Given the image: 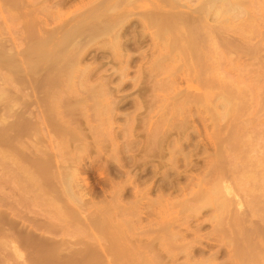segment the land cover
<instances>
[{
    "label": "rangeland",
    "instance_id": "obj_1",
    "mask_svg": "<svg viewBox=\"0 0 264 264\" xmlns=\"http://www.w3.org/2000/svg\"><path fill=\"white\" fill-rule=\"evenodd\" d=\"M30 1H32V0H30ZM42 1L43 0H33V2H32L33 4L31 5L32 7L30 5L27 8H26V6L24 8L16 7V8H14V12H8V13L4 12L2 15H0V28L2 25L9 26L10 29L16 33V34H14V37L18 38L19 36L17 34H20L24 31L30 32V28L31 27L33 28V26H34L33 24L37 25L36 22H41L40 21L41 18L45 19L46 17L48 18V16L51 17V14L53 12H55L54 6H56V8L59 7L56 10H59V9L61 10V8L64 6L63 9L61 10V12H63V13H61V14H64V13L67 14V16L64 15L67 18L72 17L71 15L74 14V12L76 11L77 8H79V6L81 7V5H82V8H85V7H83V5L86 6V8L89 7L88 5H86L89 3V0H68V1H66V0H62V1L61 0H49L48 4L45 3V1L48 2V0H44V2H42ZM63 1H66L65 2L66 4ZM91 1H93L95 4L96 0L95 1L91 0ZM91 1H90L89 5L93 4V3L91 4ZM153 1H156V0H140L138 2V5L141 7L142 11L145 9V7H146V9H150V7H152L151 9H153L155 6V3H152ZM59 2H62L63 6ZM200 2H201V0H193V5H194L193 8L197 7L200 4ZM246 2H248L247 13L251 16L252 19L256 18V17H253L252 15H255L253 13H255V11L258 10V9L257 10H254V9L259 6L258 3L261 4L260 7H262V9L259 7L258 8H259V10L261 9L260 12H262V13H259V10H258V12H256L257 13L256 20L258 21L257 22L258 26H255L256 22H254V24H253L254 28L257 27L255 29L257 30L258 35H257V33L251 34L249 37L246 38L247 42H249L251 40L249 43L246 42L244 44H242V43L240 44L239 43L240 39H238V38L237 39L239 40V42H237L238 41L237 39H236L237 41L236 40H235V42L233 41L237 35V33L235 34V31L233 32V30H230V34L228 32H226V33L223 32L222 37L229 34L230 36L233 35L232 38H234L233 40L231 39L232 41L229 42V43L233 42V44L232 43L228 44V40H230L228 38L229 35H227V37H226L227 40L224 38L227 42H223V41H225L223 38H222L223 41H221V43L228 44L227 46H229V45L232 46V48H230V46H229V49H228L231 52L230 53L231 57H230V54H228V56L232 60L222 59L223 57L226 58L225 52L226 51L229 52L227 50V48H223V46L221 47V49L216 47V50H217V48L219 50H222V52L217 50V53L215 52L216 50L214 51L209 45H208L209 47H206L207 46L206 44H203V46H201L200 50L199 51L197 50V52L192 51V53L191 52L190 53L187 52V54L185 53L184 55L188 56V59L190 56H192L191 65L195 66V68L190 66L192 69H195V71H192L191 68L189 67L190 68L189 71L190 72L192 71L191 74L187 70L188 67L184 65L185 59H187V57H183L182 55H180L183 58H185L184 61H182L183 60L182 57H179V55H178L177 59L178 60H180V58L182 59L178 63L177 62L178 60H176V57H175L176 55L172 56L173 55L172 51H170V53H169V50H167V49H165V50L161 49V48L157 49V47L155 49V47H152L154 44H152L153 39L151 38L150 33L154 30V28H153V30L150 27L143 28L142 26H140L139 22H138L139 24H137V19H139L138 21H140V18H142V17L138 18V15H136V14H135L136 16L134 15V13H136L138 11L142 12L141 10H134V12H131L132 15L129 13V15L127 17H125L124 19H120L117 22V24H119L118 26L116 24H115L116 26L114 25V27L109 26L107 28V30H109L110 33H107L108 32L107 30L103 31L104 30L103 28L102 29L98 28V26L100 25V23H99L100 20H98V22H95L97 20L93 21V22H95L93 24H96V23L98 24V26H96L97 28H94L91 24L90 25L91 29H89L90 28V26H89L86 30V32H88V33L86 34V32H85L86 35L84 34L81 37V39L79 38L80 42H81V40L84 43L86 42V44H83L81 42L82 43L81 45H83V46L78 47V49L83 47V49H80V50H82L81 52H83V53H81L82 55H79V61L83 66L80 65L81 67H79L80 68L79 71L75 70V72H73L74 73V75L72 77L73 80L71 79V81H74V83L71 84V82H70V85L72 88L71 87L68 88V85H67L68 90H66L65 89L66 83H64L65 86L62 85L64 87L59 86L62 89H60L59 87H55V90H53L54 91L53 95H52V93L48 94L49 91L46 92L47 98H49L48 97V95H49L50 98H52L53 100L56 98V100L58 101L59 98H57V97H59V93H57L58 91H56V90L59 89V90H61V91H59L62 93L61 95L63 96V94H64V96H63L64 99L62 98V101L65 100L64 102H62L60 104V106L58 107L59 109L58 108H54V110H52V108L50 109L53 111L52 112L53 114H51V113L49 114L50 118L48 117V120H47L48 126L50 127V125H52L53 128L52 127L51 128L54 131L52 129H50V130H52V133H54L56 136V137L55 136L53 137L54 134L52 135L50 132V134L52 136L50 138H53L54 140H56V142L57 141L59 142L60 139H57L59 132L63 133L62 130L68 131V128H69V129H71L72 133L68 134L70 132V130H69L68 133L66 131V135L62 134V135H65V137L67 139L65 146L67 145L68 149L70 147V149H69V151H70L73 147L72 144H74L75 146L73 148H75V149H72L73 151L71 150L70 151L71 153H70V152H67L68 149L63 147L64 148V149H62L63 151L60 152L61 151L60 148H62V147L57 146V147H59L58 150H60V151H58L54 147L56 144L55 141L52 139L53 143H51L50 138L45 137V139H47V141L44 139V142L47 143V146H48V143L51 145H54L53 149L55 151L53 149H50V150L54 151V153H56V155H57V152H60L63 155V156H59V155H61V154H59L58 155L60 157L59 158L54 153H52V155L49 154L52 152L49 149H46L45 147H43L45 149L44 150V149H41L42 145L40 147L38 146V148H40L39 150H43L46 152L48 151L47 153L46 152L45 153L48 156L50 155V156L54 157V160H55L57 165L60 166V165H62V163H66L63 165L65 167H67V165L70 164L69 167H71V166L75 167L76 166L77 169H74L73 167H71V168H73L74 171L75 170L77 171V172L75 171L76 173L81 172L80 175L79 174L76 175L75 173H72L70 171L71 168L68 169V167H67L68 170L66 171L65 170L66 168L64 169V167L62 165L60 167L63 168L64 170H61V168H60L59 172L62 175L64 174L66 176H62L61 174L60 175L58 174L59 176L57 178L56 173H55V176L52 175V178L55 180L56 179L63 180L64 177H67L68 179H66L67 180L66 182L70 181V183H66L64 181L67 184V186L70 187L69 184L72 183L71 188H73V192H71L72 189H70L69 187L66 186L68 188V189L66 188L67 194L70 193L68 195L69 198L67 197L66 192H63L64 190H61L62 195H63V198H65V200L69 204L71 202H73V203L75 202L74 203L75 205H72L73 206L72 209H74V210L77 209V211L80 210L81 212L80 211L75 212L74 210L69 208L71 206H69L68 208L66 207V208L72 210L75 213V216H77V217L79 216L81 221H82V224L84 223L85 225L83 224L84 225L83 226L82 224H77V222L75 220H73V219L77 218V217L74 218L75 216H73V219H71V215H74V213H70V211H67V209H65V214L70 213V215L68 214L69 216L67 215V217H65V215L63 214L64 216L62 217L58 213H56V214L53 213V210L52 211L50 210L52 207H49L48 210H50L52 212V215L49 211L50 215L48 214V217H50V219H46L48 210L46 211L45 208L48 206L44 207V205H43V207H44V210H43V207H39V206H42L41 204H44L43 200H42V203L39 204L40 200L37 201V199H36L38 204H36V201H35L34 205H32L31 207H33L32 208V210L34 212L33 217L34 216L38 217L37 219L34 217L35 218L34 221H37V222L41 221V224H38L39 227H41V230L38 229L39 228L38 226H36V227H38L37 228L38 230L36 229L37 234L35 233V236L37 237V243L38 244L40 242L42 243L44 240L45 241L43 243L49 242V240H50L51 241L50 243L53 242L54 245H56L55 242L58 243L60 241V238H61V240L63 238L62 241H64L63 243L65 244V246L68 242V244L71 248L72 245H70V243H69L70 241H72L71 244L73 242L75 243L77 241L79 243L81 241L83 242L85 240L84 239L81 240V239L85 235L93 233V236L97 238V244H99L97 246V248H99V246H100V248L98 250L99 251V254H98L99 257L97 256L98 251L96 252L97 259L98 258L100 259V263L103 260L104 264H131V263L132 264H139L142 261H143L142 262L143 264H146L147 263L146 260H149L148 261V264H149L150 262L152 263L153 260H155V259L158 262L156 264H159L161 261H162V263H160V264H171L172 262H173V264H198L197 261H199L200 264H205L206 261H204V260L210 259L209 258L210 255H208V254H211L214 252H216V253H214V254H216V256H214V254L213 255L211 254V255L216 258L215 259L213 257L215 264H220L221 262H222L221 264H244L246 262H247L246 264L251 263V262L249 263V261H248L249 259H246L247 261L244 260L246 262L242 263L243 262L242 259H245V258H243V256L244 257L246 256V258L249 256V255H245V254H249L250 252L248 253V251L251 250L250 247H249L250 249H248V245L249 244L251 245L253 241L258 240L257 233L259 235L261 233L262 235H260L259 239H261V240L263 239V236H264V213H257V215H255L254 211H253V206L249 205L250 201H251V197L245 194L243 186L239 187L237 184L235 185V179L238 176L239 171H235V172L233 171L234 168H232V162L230 164L231 165L230 167L232 168V170H231V168L228 169V166L226 164V167L225 166H224L225 168L223 167L224 169L221 168V170L222 169L223 170L220 171V173L221 172L224 173L223 177H222V179L224 178V184L228 185L230 187L231 191H234V192L236 191V194L241 198V200H239V202H241V204L243 205V207L241 209L246 212V215L241 216L242 217L240 220L241 224L239 225V227H237L235 230L233 229L234 231L231 229V232L233 231L232 233H234V234H232V233L226 234L227 231L226 232L223 231V233L225 232L226 236L227 235L231 236V237H229L230 239H232L231 241H234V239H235V242L234 243L232 242V244L236 243L238 246H240L238 248H242L243 245L246 246L248 251L245 247L244 248L246 249V252L242 248V250H243V255L241 256L242 258L240 256H238L239 253L234 252V254H233L230 252V250H232V251L234 250L233 247H231L234 245L231 244L229 239L226 238L224 234H222L223 238L222 237H219V238H222L221 239L222 241H224V239H228L227 242H229V243L227 245H226L225 241L221 244V246H222L225 243L224 244L225 247L222 246V248H221V246L219 245L220 242H222V241H220V239H219V242H218V239H215V241H211L214 238H213V236L211 237L209 235V233L212 235L214 230L212 232L210 230L214 229L213 226L216 225L215 224L216 216L221 213V209L217 207V204H213V202H210V200L208 201L207 199L202 200L203 198H201L200 203L201 202L202 203L204 202V203L200 204L201 207L199 210V208H197L199 203L198 204L196 203L197 206H195V208H196L195 209L193 204H191L190 199L187 201L188 197L193 194V192H192V194L190 192L191 188H192V191H193V189L196 190V188H197V192L199 191L198 192L199 195L203 193V196H201V195L198 196V193L195 191L199 198L200 197H206V192L209 193V189L210 190L212 189L211 187L213 186L214 183H216L215 181L218 179L219 176H220L219 179L221 178L222 173H221V175H219V172H217L215 170V167H213V169L209 170V167H210L209 165H212L215 160H217V161L220 160V159H218L220 156L224 157L223 155H221V149L223 148V146H226V147L228 146L227 145L228 144V142H227L228 138L227 137L231 136L229 133H231L232 131H233L232 134L233 133L238 134L237 137L241 133L244 135H243V137H241V138H243L242 139L243 142H242L241 146H240V144H238L237 145L238 148H236L238 150L237 152H239V153L235 152L236 150L233 149L232 152H229V153H232L231 155L245 154V155H250L251 158L257 154L259 156L261 155V157L264 156V0H247ZM58 3L60 5H58ZM255 4H257L258 6H255V8H254L253 5H255ZM51 6H53V7H51ZM147 6H150V7H147ZM180 7H179V9L166 7L165 10L171 11L170 13H175V12L180 11V10H182V12H184L185 10L186 11L188 10L186 7H184V8L182 6H180ZM82 8H81V10H82ZM252 8H254V9H252ZM44 9H45V11H44ZM46 9H49V11L52 9L51 11H53V12H51L49 14V12ZM77 11H79V10H77ZM77 11H76V13H78ZM44 12L48 13V16H46L45 18H44V16L46 15V13H44ZM108 13H110V12H108ZM110 14L113 15L112 12ZM110 14H107V15H110ZM137 14H140V13H137ZM247 15H246V17H245V15L242 16L241 19L239 18L240 20L236 19L235 21L231 20L230 22H232L234 24L233 25L231 23L233 26H236V24L238 26V22H239V24H240V22H243V24H244L246 21H248V19H250L249 15L248 16ZM52 16H54V15H52ZM73 17H74V15H73ZM208 17H209L208 18L209 21H211L210 19L213 18L214 15L210 13L208 15ZM47 18H46V20H47ZM52 18L56 20V18H58V17L54 16ZM53 19L49 21V18H48V20L46 21L48 23L50 22L49 27H52V28L55 26L54 24L57 23L56 21L60 22V20L58 19L56 21L54 20L56 22L55 23L53 21ZM252 19L249 21H252ZM70 20L71 19L68 20L69 23H72V20L71 21ZM221 20H222V18H221ZM219 21L217 20V22H219ZM253 21H252V23H253ZM120 22H122L123 25ZM134 22H135L136 26L133 25ZM212 22H213V23H211L212 25L214 24V22H215L214 25L218 24V23H216V20L215 21L212 20ZM48 23H46V26H48ZM56 26H57V24H56ZM2 27H4V29L1 28L2 31H4L5 26H2ZM23 27H24V29H21ZM32 28H31V31H33ZM112 28L114 30H112ZM233 28H235V27H233ZM254 28H252L253 31L255 30ZM37 30L35 29V31H33L34 35H37V34H35V32ZM90 30H91V32L89 34ZM93 31H95V32L98 31V32L95 33ZM100 31H102V32L100 33ZM142 31L146 32V33L144 34ZM103 32H106V33H104L105 35L102 34ZM30 33H32V32H30ZM138 33H141L142 35L140 36V34H138ZM29 35H31V34H29ZM90 35H94V36H92V38L90 39V37H89ZM97 35H99V36H97ZM117 35L119 37V41L121 40L123 44L120 43L121 41L120 42L118 41L117 37H115ZM123 35H124V37H123ZM113 36L116 38L117 44H115L113 42V40H114ZM256 36H257V38H256ZM31 37H32V35H31ZM136 37L137 38L141 37V38L137 39ZM142 37H143V39H142ZM133 39L136 40V41L134 40L136 42L135 43L136 45L139 44L138 46H136L134 44V41L131 42V40H133ZM222 39L219 38V40H222ZM254 39H256V40H254ZM90 40H92V41H90ZM124 40L126 42L128 40L129 41L126 43V42H124ZM244 40H245V38L243 40L241 39V42H243ZM256 42H257V49L255 46ZM112 43H114L115 46L112 45ZM150 43L152 44V46ZM120 44H122V45H120ZM116 45L119 46L120 48H118ZM123 45H124V47H123ZM253 45L256 49V50H254L255 54H254L253 49H252ZM115 47L118 48L120 53H121V51L125 53V54L123 53L125 60L123 59V56H120L122 54H119V58H121L119 66H120V64L124 65L125 62L127 64L126 65L127 67L124 65L126 68L123 66L124 67V68H122L123 71L118 66L119 61L117 62L116 60H114V59H117V57H118V56H116V54L118 52L116 51L117 49ZM204 49H206V50H204ZM231 49H233L235 51H233V50L231 51ZM80 50H77V51H80ZM114 50L117 53L113 52ZM201 50L206 51L205 54L203 55V57H205V55H207L206 56L207 59L205 58L207 60L206 61V63H207L206 68L209 70L208 71L205 68L207 72L204 69L205 60L203 61L204 63L202 65L203 69L200 67L202 64V60H203L201 53L204 52L203 51L200 53ZM238 50H242V51H239L240 53L241 52L242 53L240 54L238 52ZM159 51H162V52H159ZM163 52H166V55H162L161 53H163ZM207 52H209V54ZM213 52H214V54H213ZM79 53L77 52V54H79ZM196 53H199L198 55H201L202 60H200L201 57H198V55H196ZM126 54L127 55L130 54V56L128 57ZM188 54H190V56ZM217 54H218V57H217ZM219 54L224 55V56L220 57ZM253 54L255 55L254 57H253ZM193 55H195L196 57L195 56L193 57ZM213 55H216V56L214 58H210V57H213ZM114 56H116V57H114ZM165 56H167L166 57L167 59L165 58ZM228 56H227V58H228ZM161 57H163V59ZM171 57H175V59L172 60L173 58H171ZM208 57L210 58L211 61H215L214 59L217 58L216 59L217 64H216V62H214L215 63L214 65L215 66L217 65L218 67H213L214 72H218L222 76H225V80L231 81L232 83H237L240 88H243L241 91L242 93L244 90L246 91V97L244 96L245 94L244 95L242 94L243 96L241 97L242 98L241 100H243V97L245 98V100L242 101V103L243 102L245 103V104L243 103L245 106L242 105L243 109H242V107H237L239 105L241 106V104H239V103H241V101L238 102V100L236 101L238 104V105L236 104L237 109L234 108L235 105L231 106V107H233L231 110L234 109V110L240 111V112H237V114L235 113L236 114V116L234 115L235 117L233 116L232 111H231L230 115L228 113V111L230 112V110H228L230 105L224 106L225 104L223 103L224 101H223L222 96L225 93L223 92L224 91L223 87H222V89L220 87V85L223 86V84L220 81L216 80L210 74L211 68L210 69L208 68L209 67L208 64H210V66H211V63H213V62H210ZM119 58H118V60H119ZM168 58H170L169 63H170V60L172 63L176 60L177 65H175L176 62L173 63L174 67L171 66L172 63H170V65H169V63L167 62ZM194 58L195 59L197 58L196 59L197 62ZM122 59H123L124 63L122 62ZM187 60H186V63H187ZM158 61L160 63H157ZM198 61H201V63ZM84 66L85 67L89 66V68L91 70L88 69V67H86L84 69L85 71H83V73H87V72L91 73V71H92V74H89V73L84 74V78H86V76H88L90 78L87 79L88 81H86V79L84 81H82L83 82V84H82L81 80H83L84 78L81 77L83 75V73L80 76V74H81L80 70H82L84 68ZM150 66L152 68H150ZM153 66H155V69H157L156 67L160 68L161 70L158 69L160 71V73L157 72ZM244 67H245V69H243ZM150 69L151 70L154 69L156 71V72H154V70L152 71V76L150 73L151 72ZM256 70L259 74L261 72V76H263V77L259 76V78H263V79H260L259 81H257V82L262 81L261 82L262 88L258 87L260 89L259 91L257 90L258 92H256L255 88H252L254 83L250 84L253 81H251V82L249 81L251 78H253V80H254V76L258 74L256 72ZM255 72H256V74H255ZM0 73H3V74H0V80H1L0 86L3 87L4 85L2 82V80H3L2 76L6 72H5V70L0 69ZM120 74L121 75L123 74L122 78H121ZM75 75H78V77H75ZM258 75H257V79H258ZM79 77H81L82 79ZM36 79H37V77H36ZM36 79L34 77V80H36ZM78 79H80V81ZM257 79H255V81ZM36 81H38V79ZM103 81L106 82L105 85L107 84V88H105V85L102 84ZM9 82H11V80ZM12 82H14V81L12 80ZM12 82H11V84H12ZM84 82H86V83H84ZM33 83H34V81L32 82V85H33ZM14 84L12 85L13 87H10V85H9V88H11L10 89L11 91L13 89H15ZM79 84H80V86H79ZM95 84L96 85L99 84L100 88H99V85H97L98 86L97 88L94 87ZM72 85H74V86H72ZM246 85L247 86L249 85L252 89L249 86L246 87ZM34 86H35V87H33L34 91L38 92L39 101H40V99L45 101V103H44L45 105H43V106L41 105V103L43 101L40 102V109H42V108L47 109V108H45V106L48 105V99L45 96L43 84L35 83ZM18 87H20V86H17L16 88L18 89ZM38 87H41V89ZM255 87H257V84ZM3 88H5V87H3ZM7 88L8 87H6L5 89H7ZM63 88H64L65 92L62 91ZM102 88H103V91L101 90ZM247 88H248V90H247ZM37 89L38 90L40 89L41 91L44 92V93L41 92V93H43L42 96L40 94V90L38 91ZM71 89H72V91H75V92L72 93V91H69ZM77 89H79V90H77ZM0 90L2 91L3 89H0ZM7 90L9 91V89H7ZM27 90H28V88H27ZM27 90L25 89L24 91H26L28 93L29 90L28 91ZM252 90H254V92H252ZM11 91H9V92L11 93ZM13 91L16 92V90H13ZM67 91H68L69 95H67L68 94V93H66ZM100 91L104 92V93H101ZM10 93H9V96H13L12 93L14 94V92H12L11 95H10ZM54 93H56V95ZM65 93L67 96L65 95ZM254 95H256V99L253 98V97H255ZM43 96H45V97H43ZM41 97H43V98H41ZM26 98L27 97H25L24 99H26ZM45 98L47 99V102H46ZM17 99H19V98L17 97ZM24 99H21V101H23ZM53 100H51V101H53ZM77 100L78 101L80 100L79 102H81V100H83V103L82 102L79 103ZM18 101L21 102L19 99L16 101L17 104L19 103ZM73 101L75 103L81 104L82 106L75 104V103H73V105L75 104L74 106H71L70 103L72 104ZM53 102H55V100ZM10 103H11L10 105L13 106V104H14L13 101H11ZM50 103H52V102H50ZM66 104H68L69 106H67V108L65 109L64 107ZM0 105H1V103H0ZM58 105L59 104H57V106ZM61 105L64 106L62 108V109H65L64 111L70 110V112L67 111V112L63 113V115L64 114L67 115L66 113H69L67 116H65L66 118H64V116H63V123H65V124H61V125H64V127H62V126L61 127L64 129L60 128V126H59L60 121H62V120H60L61 118L59 119L58 117H55L56 115L54 116L55 110H57L56 111L57 116H59L58 110H60V112L62 111V109H60V107H62ZM51 106H52V104H51ZM33 107L34 106H32V109H33ZM49 107L50 106H48V109H47L48 111H49ZM54 107H56V105ZM68 107H69V109H68ZM0 109H1V107H0ZM33 110L36 111V108H34ZM1 112H3V111H0V122H1L0 125L1 124L3 125L5 123H2V118H5V117L3 116L4 115L3 113H2L3 115L1 114ZM61 113H59L60 116L62 115ZM226 113H228V114H226ZM27 115H29V114L26 113L25 117H30V115L29 116H27ZM6 117H7V115H6ZM53 117L56 119L58 118L59 122L56 123V121H58V120L54 121L52 119ZM12 118H13L12 116H9L8 119L14 120ZM77 118L80 119L81 121L78 120ZM49 119H51V121ZM74 119H76L77 122L78 121L81 122L82 124L80 125V123H79L78 125H76L77 122H75ZM67 120L69 122H71V124L74 121L75 124L73 123L71 125ZM10 122H12V121H10ZM5 125H3L4 127L0 126V129H2V130H0V135L2 133H4V135L7 134L6 137L9 136L8 140H10V139L13 140L12 135L14 133V131H13L14 129L10 130V128H8V130H7V126H5ZM75 125L77 126V128H79L78 126L80 125V129L79 130L74 129V128H76ZM32 126H34V125H32ZM66 127H68V128H66ZM3 128H5L6 131H3ZM239 128H243L244 130L242 129V131L244 133ZM56 129L58 131H56ZM88 129H90V130H88ZM238 129L241 131V133H238L239 132ZM235 130H238V132L237 131L234 132ZM1 131H3V132L1 133ZM33 131H34V129L32 130V132ZM75 131L79 132V133H80V131L82 133H85L86 137L90 133V131H92V133L90 135H88L87 138L86 137L83 138V136H85V135L84 134L81 135V133H80V135L84 141V142L82 141V143H81L84 147L80 146L81 147V153L78 151L80 149L77 147V145H81V144H76V143L81 142V139L78 142L79 137L78 136L76 137ZM10 132L12 133V135ZM57 132H58V134H57ZM73 133L75 134L74 135L75 139L73 137ZM11 136H12V138H11ZM232 136H234V135H232ZM6 137L3 138V141H6V139H7ZM60 137H62V136L60 135ZM238 138L240 139V136ZM230 139H231V137H229L228 140H230ZM8 140L6 141L5 145H9V146L15 145L16 146L15 140H13L14 143L11 141H10L11 142L10 143V142H8ZM25 140H26V142L29 141L27 137L24 138V141ZM48 140H49V142H48ZM62 140H60V141H62ZM68 140H70L72 142L71 143L72 146L71 145L68 146V144H70V143H67V142H69ZM230 143H231V141H230ZM21 144L16 146L15 148L13 146V148L16 149L20 146L19 148L21 149L23 147V144L22 145ZM233 144H234V142H233ZM230 145H232V143ZM76 147L78 148V150L76 149ZM226 147H224L225 150H226ZM235 147L236 146H234V147L230 146V148H235ZM6 148H8V147H6ZM47 148H52V146L51 147L48 146ZM230 148H229V150H227V152L230 151ZM117 149H118L119 153L117 152ZM227 149H228V147H227ZM83 150L85 152H82ZM113 150H116L115 153H117V154L112 155ZM225 150L222 152L226 153ZM16 151H17V149H16ZM16 154H17V152H16ZM18 154H19V152H18ZM118 154H122V156L120 158H118L120 156ZM66 155L68 157H66ZM97 155H98V157H97ZM107 155L109 158L111 156L110 161L108 160ZM115 155L118 157H116ZM229 155H228V158L225 157L226 162L228 161L227 162L228 165H229V162H230L229 160H230V156H231V155L230 156ZM112 156L113 157L115 156L116 161L114 160V158ZM140 156L144 159L143 163L145 165H143V163H140L142 161V160H140L141 159ZM21 157L23 159L22 154H21ZM57 157H58V160H57ZM61 157L64 160L61 163H59L58 161L62 160ZM122 157L126 160L125 163H124V159ZM133 157H134V159H133ZM117 158L120 161L123 160L121 162L122 164L119 162V160H117ZM129 158L132 160H130ZM68 159H70V161H67ZM137 159L140 160V161L138 160L140 164L137 162ZM262 159L263 160H262L261 166H260V169H261L260 174L264 173V157H262ZM134 160H135V162H137L136 164H135ZM211 160H213V162ZM221 160L224 161L223 158ZM17 161H19V160H17ZM105 161H107V162H105ZM114 162H116L117 165ZM210 162H212V163L210 164ZM219 162L220 161H218V163ZM226 162L224 161V165ZM2 163H3V159L0 160V179H1V177H3V175L5 176V174H7L8 172H9V174H11V177L13 175H16V174H17L16 176L20 177V175L16 172V170H15L16 168L14 167L15 165L13 163H11L12 164L11 165L9 162L7 163L6 160L4 161V163H6L8 165L2 164ZM67 163H69V164H67ZM52 164L54 165L53 161H52ZM118 164L124 165L126 167L125 168L126 170L123 168L124 166H122L121 169H119L120 168L119 166H121V165H118ZM9 165H10V167H9ZM219 165H216V167L222 166V165H220V166ZM54 166H53V168H54ZM212 166H214V165H212ZM11 167H12V169H11ZM102 167H104V169ZM115 167H117L118 169ZM101 169L105 170L104 172H106V175L104 172L101 171ZM83 170H84V172H83ZM68 171H69V173H68ZM85 171H86V173H85ZM123 171H125V172L127 171V173L130 172V174H133L135 176V177H132L133 175L131 176L129 173L128 174L126 173L127 176L132 177V178L130 177L131 178L130 180H134L136 178L135 179L136 181L134 180L135 181L134 183H136L138 181L137 178L139 179V181L142 180L141 182L138 181L137 185L135 184L137 186V188L134 187L135 185H133V183H132L133 181L129 180L130 184L132 183V185H129V183L127 184V182H129V181H126V184H125L124 180L127 177L125 178L126 174ZM3 172H7V173L2 174ZM53 172H54V170H53ZM122 172H123V174H122ZM216 172L218 173L219 176L216 174ZM136 173L139 175V176L137 175L138 177L136 176ZM69 174H71L73 176V178H75L74 179L75 181L73 180L72 176L70 178ZM102 174H104V176H102ZM7 176L10 177V175H6L5 177H7ZM5 177L2 178V181ZM13 177H15V176H13ZM76 178H77V180H76ZM108 178H109L110 184H108V182H107ZM111 179L113 180L112 182H114V181L121 182V184L119 183L118 185H122L121 187L124 188L123 191H122V189H120L121 188L120 186H118V189H120V192L118 191V189H115V190L110 189L109 190L110 187L113 189L116 187V186L115 187L112 186L111 181H110ZM219 179H218V181H219ZM13 180L16 181V177ZM13 180H11V181H13ZM55 180H51V181L54 182ZM86 180H87V183H86ZM189 180L190 181L192 180V181L190 182ZM199 180H201V182L204 180L206 181V182L204 181L202 183L203 188H205L203 191L207 190L205 193L204 192L200 193L202 186H200L201 183ZM11 181L8 182L10 187L8 186L6 180H5V185L11 189L13 188V191H14L16 189L15 187L16 186L19 187V185L16 184L17 182L14 183L15 181H13L14 185L16 184V186H14V185L11 186L12 185L10 183ZM60 182L62 183V181H60ZM197 182L200 183L199 186L201 188L198 187ZM73 183H74L75 187H73ZM185 183H186V185H185ZM0 185H2V184H0ZM87 185H89V186L87 187ZM108 185H111V186L108 187ZM194 185L197 187H195ZM3 186H4V183H3ZM148 186H149V188L147 189ZM236 186L239 187V189ZM1 187H0V194L4 195V197H5L7 195L9 188L8 187L4 188L7 191L6 192L4 190L6 192L5 193L6 195H5V194H3L4 191H2L3 188L1 189ZM131 187L133 188V191H134V189H136V191L133 192ZM138 187H141V190ZM159 187L160 188L162 187L161 188L162 191L158 190ZM183 187H185L184 190L182 189ZM102 188L103 189L105 188V190L108 189L107 191H109V192H111V190H112V192H114V194H111L110 196L116 195V197L113 196L115 198V200L111 199L113 197H110L107 194L109 192L106 191V193H105V190H103ZM142 188L145 190L147 189L150 192L149 194L147 193L149 197H148V199H146L147 198V194H146L145 199L147 201L145 200L143 203V200H141V201H139V203L141 202V204H143V206L142 205L137 206L136 204H138V203L135 202V200H137V199H135L134 203H133V198L136 195L134 196V194H133V196H132V193L137 192L135 194H137V196H138L139 193L142 191ZM178 188H179V190H177ZM246 188H247V185H246ZM101 189L104 192H102ZM138 189L140 191H137ZM156 189L158 191V192L156 191V193L160 192L159 194H161L164 191L163 195H161V197L165 196L164 199L162 198L163 201H162L161 197H158L160 195H158V194L156 195V193H155ZM147 190H146V192H147ZM74 191L78 194V197L85 194L86 196L83 195L84 196L83 198L80 197V199L82 201H85V202H82V201L78 202L77 197H76L77 194H75ZM82 191H83V193H82V195H80L81 194L80 192H82ZM9 192H11L10 189H9ZM18 192L19 193L21 192L23 194L22 189H20ZM118 193L120 195L117 197ZM198 197H196V199ZM118 198L120 201L118 200ZM123 198H124V200H123ZM135 198H137V197H135ZM149 198L152 200V203H151V201H149ZM157 198H159L160 202L156 201ZM196 199H194V201ZM65 200L63 199V201H65ZM121 200L123 202L125 201L124 202L125 204L122 203ZM178 200H180V202L177 203ZM174 201H176V203ZM194 201H192V203H195ZM81 202L84 204V206H83V204H81ZM129 202H130V204H127ZM146 202L148 203V205L151 204L149 206V209L147 208L148 212H149V210L151 212V213L149 212L151 214L150 216L148 215L149 217L146 216V214H147V212L145 211L146 209L144 210V208L147 207ZM155 202H157V203H155ZM131 203H133V204L136 203L135 205L137 207ZM228 203L230 206L229 211H228V213H223L224 216L225 215L229 216L228 214L230 213V211L234 210L238 206L237 201H234V199L231 201H228ZM261 203H264V202H261ZM76 204H78L79 206H77ZM123 205H124V207H127V209L123 208L124 210L122 209L123 212H121L120 207H122ZM129 205H131V207ZM189 205H192L191 206V207H193L192 209H195V210L198 209V211L196 213H194L195 210H192V212L194 211L193 213L190 210H187V212H185L186 206H189ZM77 207H79V208H77ZM117 207L120 209H118ZM40 208H41V210H40ZM250 208L252 209V212L250 211ZM36 210H37V214H38V212H40V213L43 212V214L39 213V215H41V217L39 215L37 216L35 214ZM139 210L143 212L141 215H142L144 220L142 219L141 215H139L140 214ZM124 211H126V213H124ZM158 212L160 214H163L162 217L165 216V219L167 218L166 219L167 221H168V218L170 217V219H171L170 222L173 221L172 222L173 224L172 225L170 224L172 226L171 231H174L172 233H175L178 229L179 233H182V234L180 235L178 232H176V233H178L179 236H181L183 240L180 239L179 236L176 235V233L174 234V235H176V237L172 234L175 238H177L176 241H175L174 237L171 236L174 239V240L172 239L173 242L170 241L171 237H169V235H163L164 234V232H162L163 230L165 231V233L167 232V234H168L169 231L167 228H169V227L166 228L168 223L167 222L165 223L166 220L164 218H163L164 221L161 219L162 217H160ZM234 212H235V210H234ZM185 213H187L186 219L183 217V216H185ZM54 214H55V216H54ZM57 214L59 216H61L63 219L64 218H65V220L67 219L68 224L66 222H64L65 224H67V226H64L65 224L62 222L63 220H61V217H60V219L56 218V216H58ZM143 214H145V215H143ZM30 215H31V213L28 216H30ZM43 215H45L46 220L44 219V217H42ZM51 216L52 217L54 216V217L52 218ZM173 216H176V217L178 216L177 220H175L176 217L174 218ZM214 216H215V218H214ZM179 217H180V219H179ZM39 218H41V220ZM55 219H58L56 221L58 224H59L58 221H61L60 223L63 224V227L61 226V224H59L60 226L58 225V227H57V224L54 223ZM178 219H179V221H178ZM70 220H73V221H70ZM253 220H255V222H253ZM49 221H52L53 223L51 224V222L49 223ZM91 221L93 224L91 223ZM134 222L137 223L136 225L138 227V229H136L135 231H133V228L135 229V227H136V225L134 227ZM250 222H251V224H250ZM78 223H79V220H78ZM131 223H133L132 231L134 233H131V235L132 234L133 235L128 239V237L126 238L125 235H127L126 230L130 234L131 228H128V227L131 226L130 225ZM255 223H257V228L255 226L256 225ZM41 225H44V226H41ZM46 225L48 226V228H51L53 226L54 229H53V227L51 228V230L46 229L45 228ZM77 225H79V226H77ZM197 226L200 228V230ZM42 227H43V231L46 229L45 230L46 233L42 231ZM60 227H62V228L67 227L66 228L67 230L65 229L66 231H64ZM91 227H93V228H91ZM186 227L188 229L187 236L185 234L186 233L185 231L187 230ZM59 228H60L59 233H55L58 231L57 229H59ZM100 228L102 229V232L100 231ZM115 228H116V230L118 229L116 233H117V235L120 234V236L116 237V233L114 235L111 232V230H113ZM150 228H151V230H150ZM224 228H225V226H224ZM252 228L255 230H253ZM78 229H80V230H78ZM119 229L123 230V231L125 230V232L119 231ZM256 229H258V230L256 231ZM48 230H50L52 233L49 231L50 232V234H49ZM96 230H97V232H96ZM109 230H110L111 234H109L110 233V232H108ZM152 230L154 232H152ZM155 230H156V233H155ZM158 230H160L163 234L161 235V233ZM180 230H181V232H180ZM189 230L191 231V233H189ZM198 230H199V232H197ZM252 230L256 231V234ZM114 231L115 230H113V232ZM144 231H146V232L150 231L148 233L149 235L151 233H154V235L156 234V236H154L155 239L152 238L153 234H151L152 237H150L152 241L154 239V244H153V242L148 240L149 237L147 239V237H146L147 233L146 232H145L146 235H145V233H143L144 235H142V232H144ZM81 232H83L82 233V236L84 235L83 237H81ZM118 232H120V233H118ZM158 232L160 234L157 235ZM196 232L199 233V235H201L202 238H203V236H205L206 238L205 237L203 239L200 238L201 236H199ZM207 232H208V237L209 236L211 237V238L209 237L211 239V240L209 239V241L207 240V238H208L207 234H205ZM239 232H241L242 233L241 236H244V237L239 236L237 234ZM61 233H62V235H65V236L60 237ZM140 233L142 236H139ZM229 233H230V231H229ZM253 233L256 235L255 237H257V239H253V238H255ZM70 234L71 235L72 234H74V235L80 234L79 237L77 236L78 238H81L80 241L76 239L77 238L76 236H74V235L71 236ZM169 234H171V233H169ZM203 234H205V235H203ZM40 235H41V237H40ZM159 235L162 236L163 243H161L162 241H159L160 243L158 242V239L161 240L160 239L161 237L156 239L157 236L159 237ZM182 235H185V236H182ZM38 236L40 237L41 241L39 240ZM42 236L43 237L47 236V237H45V238H47V240L45 238H43ZM90 236L92 237V235H90ZM90 236L89 235L86 236L85 239H87ZM127 236H130V235H127ZM198 236H199V238H198ZM245 236H246L247 240H249V242L251 240H253V241L251 243H248V241L245 239L241 240V238H245ZM50 237L53 238L52 240H55V239H57V240L52 241ZM91 237H90V239H91ZM94 237H92V239ZM215 238H217V237H215ZM58 239H59V241H58ZM90 239L88 238V241H87L88 243H89ZM133 239L134 240L140 239L141 241L139 240L140 243L139 242L137 243V241L135 242ZM185 239L188 240L187 242H189L190 245H189V243H187L185 241ZM239 239H240V241H242L240 244H238L240 242ZM38 240L40 242H38ZM66 240H68V241H66ZM131 240H133L134 244L131 243L132 242ZM147 240L150 242L149 244L152 243L153 245H155V243H157L155 245V247L153 246L154 249H152L151 245H149V246H151L153 253H156V252L161 253V255H162L161 257H160V254L158 255L157 253L156 254L158 256H156V254H153V253L151 254V251L148 253H145L147 251V249L145 248ZM179 240H181L183 242L185 241V243L187 245L184 244V246H186L187 249H185L186 247H182V248L178 249V247H180L181 245L180 246L176 245L177 248H175V246H174L175 244H180ZM261 240H259V241H260V243L262 242L261 244H263L264 239L262 241ZM65 241H66V243H65ZM174 241H175V244L172 245V247H174V249H173L170 247L171 246L170 244L174 243ZM82 242L80 243L81 247L79 246L80 248L78 247L79 250L77 249V251H75V249H76L77 245H79V244H77L76 247H75V244L73 246L74 251L77 253L74 254L72 252L73 255L71 254L72 257H71L70 261H71V263L73 261L72 264H77L78 262H80V260L78 258H76L75 256L78 255V252L83 247L82 244L85 243V242H83V243ZM217 242H218V244H217ZM41 243H40V245H42ZM135 243H137V244H135ZM243 243H246V245ZM45 244L47 245V243H45ZM58 244H60L59 245V246H61L60 248H62V246L64 245V244L61 245L62 243H58ZM114 244H115L116 248L114 247ZM165 244H166V246H164ZM181 244H182V242H181ZM230 244H231V246H230ZM236 244H235V247H236ZM46 245H45L46 249L50 248V247L52 249V246L49 245L50 247H47ZM93 245H94V243H93ZM205 245L208 247H206ZM59 246H57V247H59ZM67 246H66V248H69ZM86 246H87V249L90 248L89 244L88 245L86 244ZM120 246H122V247H120ZM57 247H56V249H58ZM127 247H128V249H127ZM251 247H253V244ZM255 247L256 246H254V248ZM53 248H55V246ZM73 248H71V249L73 250ZM121 248L123 251L121 250ZM129 248H131L130 250L136 249V251H138V252L140 251L139 256L140 255L142 256L141 253L144 250L145 252H143V253L147 256H145V255H143V256H145L144 259L146 258V260L144 261L142 259L143 256L142 257L140 256L142 259L140 261V259L138 258L137 252L135 251L137 254L136 255L135 253H132L133 251L131 252L129 250ZM147 248H148V244H147ZM254 248H253V250H254ZM63 249H64V247L62 248V250ZM71 249L70 250L67 249V251L69 250V252H70ZM84 249H85V247H84ZM87 249L85 252H87V251L89 252L92 248L89 250H87ZM172 249L174 250L176 255L173 253ZM198 249H200V250H198ZM236 249H235V251L238 250V252H240V250H241V249H237V250ZM115 250H117L118 252L120 251V253L126 251L125 256L122 255L124 253L121 254L122 256H120V255L115 256L117 254V252H115ZM128 250L130 251V253H132L131 254L132 257L129 254ZM148 250H150V249L148 248ZM186 250H188V251H186ZM253 250H251V252H253ZM64 251H65V249H64ZM185 251L187 253H184ZM199 251H201L202 254L206 257L208 255V258L204 257L205 258L204 259L203 255H201V252H199ZM203 251H204V253H203ZM69 252H68V254H69ZM83 252H84V250H83ZM169 252H170V254L172 252L175 256L173 254H171V256L173 255L172 257L169 256ZM188 252L189 253L192 252L193 254L191 253L192 255L190 256L188 254ZM101 253L103 254L102 258H100ZM114 253H116V254H114ZM66 254H67V252H66ZM68 254L66 256H68ZM235 254H237V255H235ZM62 255H64V252H62ZM240 255H241V253H240ZM59 256L58 255L56 256L57 261H59L60 258L62 261L66 257L64 255L65 257L62 256L58 259ZM73 256H74V258H73ZM155 256L159 257V258L152 259ZM231 257H233V258H231ZM199 258L200 259L203 258L204 263H202L203 261L199 260ZM75 259H77L79 261L77 262V260H75ZM66 260H69V258L67 259V257H66L65 261ZM89 260L90 261L86 260L85 263L82 261V264H91V263L93 264L94 263L93 262L94 260L92 259V257ZM91 260H92V262H91ZM74 261H76V262H74ZM156 261H154L153 263L155 264ZM98 262H97V264H98ZM103 262L101 264H103ZM46 263L47 262H45V264ZM49 263L50 262H48L47 264H49ZM53 263L55 264V262H53ZM64 263H66V262H64ZM68 263H70V262H68ZM57 264H59V262H57ZM206 264H207V262H206ZM259 264H263V261L262 262L259 261Z\"/></svg>",
    "mask_w": 264,
    "mask_h": 264
},
{
    "label": "bare ground",
    "instance_id": "obj_2",
    "mask_svg": "<svg viewBox=\"0 0 264 264\" xmlns=\"http://www.w3.org/2000/svg\"><path fill=\"white\" fill-rule=\"evenodd\" d=\"M30 1V0H29ZM28 0H0V15H2L4 12H14V8H16V7H22V8H24L25 6H26V8L27 7H29V5L31 6L33 3V0L32 1H30L29 2ZM62 1V0H61ZM66 1H68V0H66ZM66 1H63L64 3L66 2ZM90 1L91 0H89V3H90ZM95 1V0H94ZM140 0H96L95 1V4H94V2L93 1H91V4L92 5H89V3L88 4H86V5H88L87 7L88 8H86V6H84L83 5V7H85V8H82V5H81V7L79 6V8H77L76 9V11L77 10H79V11H77L78 13H76V11L74 12V17H73V15H71L72 17H68L69 19H71L72 20V23H69V19L67 18V17H65V16H67V14H61V13H63V12H61V10L63 9V3L62 2H59L63 7L61 8V10L59 9V10H56V9H58L59 7H57L56 8V6H54V11L55 12H53V11H49V9H46L48 12H49V14L51 13V12H53L52 14H51V17H49L48 16V13H46V12H44V13H46V15L44 16V18L46 17V16H48V18H49V21L50 20H52L53 18L52 17H58V18H56V20H60V22L59 21H56L55 19H53V21L57 24V26H56V24H54L55 26V28L53 27H49V24H50V22L48 23V22H46L47 20H48V18H47V20H46V18L45 19H40V21L41 22H36V24L37 25H35V24H33L34 26H33V28H32V30L33 31H35V29L38 31H36L35 32V34H37V35H34V32L33 31H31V28H30V32H32V33H30L29 31L28 32H22V33H20V34H17L19 37L17 38V37H14V34H16L15 32H13L11 29H10V27L9 26H6V25H2V26H5V30L4 31H2V29L1 28H3L4 29V27H2L1 26V28H0V69H3V70H5V74L2 76L3 77V80H2V82H3V87H8L7 89H9V91H11L10 89L11 88H9V85H10V87H13L12 85L15 83L17 86H20V87H18V89L16 88L17 86L14 84V86H15V89H13V90H16V92L15 91H11V93L12 92H14V94L12 93V95L13 96H9V91L7 90V89H5V88H3L2 86H0V89H3L2 91L0 90V103H1V105H0V107H1V109H0V111H3V112H1V114L5 117V118H2V123H5V124H3V125H5V126H7V130H8V128H10V130H13L14 131V133H13V135H12V133H11V135L13 136V140H15L16 141V146H18V145H20L21 143L23 144V147L20 149L19 147L18 148H16L17 149V151H16V149H14L16 146L15 145H13L14 146V148H13V146H9V145H5L6 144V141L8 140V138H9V136L8 137H6L7 136V134H5L4 135V133H2L3 131H6V129L5 128H3V131H1V135H0V160H2L3 159V163L2 164H5V165H8V164H6V163H4V161L6 160V162L8 163H13L14 165V167L16 168L15 170H16V172L20 175V177H18V176H16V175H13V176H15L16 177V181L15 180H13L15 177H11V174H9V172L7 173V172H3L2 174H5V173H7V174H5V176L6 175H10V177L9 176H7V177H5L4 175H3V177H5L4 179H3V181H2V178L3 177H1V183L0 184H2V185H0V187H1V189L3 188V190L2 191H4L5 189L4 188H6V187H8L9 186V181H11V180H13V181H15L14 183H16L17 185H19V187H17L16 186V184L14 185V183H13V181H11L10 183L12 184L11 186H16L15 188V190L13 191V188L11 189V188H9L10 189V191L11 192H9V189H8V192H7V195L5 194L6 192L4 191V193L3 194H5L6 196L4 197V195H1L0 194V264H45V262H50L51 264H54L53 262H55V264H57V262H59V264H70L71 263V261H70V259H71V257H72V252L74 253V254H76L77 252H75V251H77V249L79 250V248L81 247V242L79 243L78 241V243L77 242H73L72 244H71V242L72 241H70L69 243H70V245H72V247L71 248H73V246H74V244H75V247H76V245L77 244H79V245H77V247H76V249H75V251H74V248H73V250L70 248V246H69V244H68V242H67V244H66V246L67 247H69V248H66V246H65V244L63 243L64 241H62L63 240V238H62V240H61V238H60V241H59V239H58V243H62L61 245H63L62 246V248L64 247V249H65V251H64V249L62 250V248H60L61 246H59L60 244H58V243H56L55 242V244L56 245H54V243L52 242V243H50L51 241L49 240V242H45V243H47V245L45 244V243H41L40 241V237H41V235H40V237H39V240H38V242H40L42 245H40V243L38 244L37 243V237L35 236V233L37 234V230L38 229H40L41 230V227H39V225L38 224H41V221H39V222H37V221H34L35 220V218L37 219L38 217H33V210H32V208L33 207H31L32 205H34V203H35V201H36V199H37V201H39L40 200V202H39V204L40 203H42V200H43V203L44 204H41L42 206H39V207H43V205H44V207L45 206H48V207H46L45 209H46V211L48 210V208L49 207H52L50 210L52 211L53 210V213H58L59 215H61L62 217L65 215V217H67V215L69 214L70 215V213H74L72 210H74V209H72V205H75L73 202H71L70 204L65 200V198H63V195H62V191L61 190H64L63 192H66V194H67V187H69V186H67V184L66 183H70V181H68V182H66L67 180L66 179H68L67 177H64V179L63 180H61V179H59L60 181H62V183L58 180V179H53L52 178V175H54L55 176V173H56V177L58 178V176L61 174L60 172H59V170H60V166H62L63 164H66V163H62V165H57L56 164V162H55V160H54V157H52V156H48L46 153L48 152H46V151H43V150H39L40 148H38V146L40 147L41 145V149H44L43 147H45L46 149H53V146L54 145H51V144H49L48 143V146L49 147H51L52 146V148H47L48 146H47V143L46 142H44V139H45V137H47V138H50V137H52L51 136V134L53 135L54 133H52V125H50V127L48 126V117L50 118V116H49V114L51 113V114H53L52 112V110H54V108H58L59 106H60V104L62 103V102H64L65 100H63L62 101V98L64 99V94H63V96L61 95L62 93L61 92H59V91H61V90H56V91H58L57 93H59V97H57V98H59V102L56 100V98L54 99L55 100V102H53L54 100L52 99V98H50V96L48 95V97L49 98H47V94H46V92L47 91H49L48 92V94H51L52 93V95H53V90H55V87H59V86H62V85H64V83H66L65 85H66V90H68V88L69 87H71V85H70V82H71V84H73L74 83V81H71V79H72V77H73V75H74V73L73 72H75V70H77V71H79V67H81L80 65H82L81 63H80V61H79V55H82L81 53H83V52H81L82 50H80V49H83V47L82 48H80V49H78V47H80V46H83V45H81L82 43L83 44H86V42L84 43V42H82V40H81V42H80V39H81V37L85 34V32H86V30H87V28L92 24V26L94 27V28H97L96 26H98V24L96 23V24H93V23H95V22H98V20H100V27L98 26V28H100V29H104L103 31H106L107 30V28L110 26H112V27H114V25L116 24L117 26L119 25V24H117V22L120 20V19H124L125 17H127L128 15H129V13L131 14V12H134V10H141V7L138 5V2H139ZM247 0H201V2H200V4L197 6V7H194L193 8V0H156V1H153L152 3H155V6H154V8L153 9H151L152 7H150V6H147V7H150V9H146V7H145V9L142 11V12H140V11H138V12H136V13H134V15L136 14V15H138V18H140V17H142V18H140V21H138L139 19H137V24H139L140 23V26H142L143 28H145V27H150V28H152V30H153V28H154V30L150 33V35H151V38L153 39V43L152 44H154L153 46H152V44H151V46L152 47H155V49H156V47H157V49H159V48H161V49H167V50H169V53H170V51H172L173 52V55L172 56H174V55H176L175 57H176V60H178L177 59V56L179 55V57H187V59H188V56H186V55H184L185 53L187 54V52H191L192 53V51H196L197 52V50L199 51L200 50V48H201V46H203V44H206L207 46L206 47H211L214 51L216 50V47H218L219 49H221V47L223 46V48H227V50L229 49V46H227L228 44H233V42H231V43H229L230 41H232L234 38H232L233 37V35H229L230 34V30H233V32L235 31V34L237 33V35H236V38L233 40L234 42H235V40L238 38V39H240V42H239V40L237 41V42H239L240 44L242 43V44H244V43H246L247 41V37H249L251 34H254V33H257V35H258V32H257V30L255 29V28H257V27H253V24H254V22H256V24H257V20H256V18H257V13L256 12H258V10H259V8H261L262 9V7H260L261 6V4H259L258 3V5L257 4H255V5H253V7L255 8V6H258L257 8H252V9H254V10H257V11H255V13H253V14H255V15H252L253 17H256L255 19L253 18H251V16L247 13V4H248V2H246ZM42 2H44V0L42 1ZM58 2V1H57ZM56 2V3H57ZM45 3H49V0H48V2H46L45 1ZM58 3V5H60ZM66 4V3H65ZM55 5V4H54ZM180 6H182L183 8L184 7H186L188 10L186 11H184V12H182V10H180V11H177V12H175V13H170L171 11H167V10H165L166 9V7H170V8H174V9H179V7ZM32 7V6H31ZM51 7H53V6H51ZM81 8H82V10H81ZM181 8V7H180ZM261 9L259 10V13H262V12H260L261 11ZM146 10V11H145ZM29 11V10H28ZM44 11H45V9H44ZM60 11V12H59ZM108 12H112L113 13V15H111L110 13H108ZM137 13H140V14H137ZM213 14L214 15V17L213 18H211L210 20L211 21H209V17H208V15L209 14ZM77 14V15H76ZM107 14H110V15H107ZM249 15V18L250 19H248V21H246L244 24H243V22H240V24H239V22H238V26H237V24H236V26H233L234 24L232 23V22H230L231 20H236V19H241V17L242 16H244L245 15V17H246V15ZM52 15H54V16H52ZM65 15V16H64ZM76 15V16H75ZM132 15V14H131ZM135 15V16H136ZM247 15V16H248ZM64 16V17H63ZM51 18V19H50ZM101 18V19H100ZM221 18H222V20H221ZM239 19V20H240ZM243 19V18H242ZM252 19V21H253V23H252V21H249V20H251ZM39 20V19H38ZM44 20V21H43ZM70 20V21H71ZM94 20H97V21H95V22H93ZM212 20L213 21H215L216 20V23H218V24H216V25H214L215 24V22H214V24L212 25L211 23H213L212 22ZM217 20L219 21V22H217ZM52 21V22H53ZM122 21V20H121ZM208 21V22H207ZM139 22V23H138ZM46 23H48V26H46ZM121 24H122V22H120ZM210 23V24H209ZM233 25H232V24ZM255 24V26H258V24L256 25ZM95 25V26H94ZM115 25V26H116ZM123 25V24H122ZM133 25H135V22H134V24ZM136 26V25H135ZM134 26V27H135ZM49 27V28H48ZM123 27V26H122ZM233 27H235V28H233ZM93 28V29H94ZM119 28V27H118ZM252 28H254L255 30L253 31V29ZM21 29H24V27L23 28H21ZM89 29H91V26H90V28ZM95 30V29H94ZM112 30H114L113 28H112ZM108 32L107 33H110L109 32V30H107ZM111 31V30H110ZM135 31V30H134ZM256 31V32H255ZM90 32H91V30L89 31V34H90ZM93 32H95V31H93ZM98 32V31H97ZM97 32H95V33H97ZM102 31H100V33H101ZM117 32V31H116ZM143 32V31H142ZM141 32V33H142ZM226 33V32H228L229 34H227V35H229V39L230 40H228V44H224V43H221V41H223V39L225 38L226 39V37H227V35H225L224 37H222L223 36V34L222 33ZM232 32V31H231ZM88 32H86V34H87ZM104 33H106V32H103L102 34H104ZM121 33V32H120ZM141 33H138V34H140V36L142 35ZM144 34L146 33V32H143ZM29 34H31L32 35V37H31V35H29ZM85 34V35H86ZM92 34V33H91ZM99 34V33H98ZM222 34V35H221ZM234 34V35H235ZM100 35V34H99ZM99 35H97V36H99ZM105 35V34H104ZM107 35V34H106ZM114 35V34H113ZM122 35V34H121ZM88 36V35H87ZM92 36H94V35H90L89 37H90V39L92 38ZM96 36V35H95ZM146 36V35H145ZM114 37V36H113ZM115 37H117V39H118V41H119V37H118V35L117 36H115ZM114 37V40H113V42L115 43V44H117L116 43V38ZM123 37H124V35H123ZM122 37V38H123ZM235 37V36H234ZM80 38V39H79ZM96 38V37H95ZM137 38V37H136ZM139 38H141V37H138L137 39H139ZM147 38V37H146ZM219 38H223L222 40H219ZM245 38V40L243 41V42H241V39L243 40ZM256 38H257V36H256ZM87 39V38H86ZM142 39H143V37H142ZM149 39V38H148ZM224 39V40H225ZM232 39V40H231ZM88 40V39H87ZM93 40V39H92ZM92 40H90V41H92ZM95 40V39H94ZM135 39H133V40H131V42H133ZM227 40V39H226ZM223 41V42H227V41ZM254 40H256V39H254ZM89 41V40H88ZM87 41V42H88ZM121 41V40H120ZM119 41V42H120ZM129 41V40H128ZM127 41V42H128ZM136 41V40H135ZM134 41V44L136 43ZM144 41V40H143ZM150 41V40H149ZM220 41V42H219ZM251 41V40H250ZM249 41V42H250ZM124 42H126L125 40H124ZM126 42V43H127ZM249 42H247V43H249ZM114 43H112V45H114ZM120 43H122V41L120 42ZM125 43V44H126ZM123 44V43H122ZM122 44H120V45H122ZM124 44V45H125ZM133 44V43H132ZM124 45H123V47H124ZM128 45V44H127ZM136 45V44H135ZM139 44H137L136 46H138ZM209 45V46H208ZM218 45V46H217ZM220 45V46H219ZM115 46V45H114ZM117 46V45H116ZM126 46V45H125ZM255 46H256V49H257V42L255 43ZM118 48H120L119 46H117ZM122 47V46H121ZM122 47V48H123ZM205 47V46H204ZM239 47V46H238ZM114 48V47H113ZM112 48V49H113ZM116 48V47H115ZM118 48H116L117 50V52H115V50L113 51V52H115V53H117L116 54V56H118L117 57V59H114V60H116L117 62H118V66H119V63H120V61H121V58H119V54H122V55H120V56H123V53L124 52H122L121 51V53H120V51L118 50ZM217 48V50H219ZM230 48H232V46H230ZM125 49V48H124ZM253 52H254V54H255V51L254 50H256L255 49V47H254V45H253ZM77 50H80V51H77ZM126 50V49H125ZM204 50H206V49H204ZM203 50V51H204ZM217 50L215 51L216 53H217ZM233 49H231V51H232ZM79 53V54H77V52ZM158 51V50H157ZM202 50L200 51V53L201 52H203ZM220 52H222V50H219ZM229 51V50H228ZM233 51H235V50H233ZM239 51H242V50H238V52ZM159 52H162V51H159ZM158 52V53H159ZM205 52L206 51H204L203 53H201V55H202V57H203V55L205 54ZM212 52V51H211ZM208 54H209V52H207ZM206 53V54H207ZM231 52L229 51V52H225V56H226V58L225 57H223L224 55H220V57L222 56L223 58L222 59H230V57H231V54H230ZM240 53V52H239ZM242 53V52H241ZM240 53V54H241ZM125 54V53H124ZM160 54V53H159ZM162 55H166V52H163V53H161ZM199 53H196V55H198ZM213 54H214V52H213ZM228 54H230V57L228 56ZM253 54V57L255 56ZM127 55V54H126ZM180 55H182V56H180ZM189 56H190V54H188ZM201 55H198V57H201ZM212 55V54H211ZM243 55V54H242ZM116 56H114V57H116ZM128 57L130 56V54L129 55H127ZM195 55H193V57H194ZM206 56L207 55H205V57H203V60H202V57L200 58V60H202V64H201V68H202V65H203V61L205 60V63H206ZM216 55H213V57H210V58H214ZM227 56H228V58H227ZM81 57V56H80ZM92 57V56H91ZM95 57V56H94ZM167 56H165V58H166ZM175 57H171V58H173L172 60H174L175 59ZM182 57V59L180 58V60H178L177 62L179 63V61H184V59L185 58H183ZM196 57V56H195ZM217 57H218V54H217ZM93 58V57H92ZM118 58H119V60H118ZM162 59H163V57H161ZM191 58H192V56H190L189 57V61L187 60V59H185V66H187L188 68H187V70L189 71V69L191 68V67H193V68H195V66L194 65H191V63H192V61H191ZM206 58V59H205ZM210 58L208 57V59L210 60ZM123 59L125 60V58H124V56H123ZM123 59H122V62L124 63V61H123ZM127 59V58H126ZM161 59V60H162ZM167 59V58H166ZM169 59L170 58H168V63H169ZM195 59V58H194ZM197 59V58H196ZM195 59V60H196ZM216 59L217 58H215L214 60L215 61H211L210 60V62H213V63H211V66H210V64H208V68L210 69L211 68V70H210V74L216 79V80H218V81H220L222 84H223V86L222 85H220V87H221V89H222V87H223V92L225 93V94H223V103L225 104L224 106H229V109L228 110H230V112L228 111V113H229V115L231 114V111H232V113H233V116L235 115L236 116V114H237V112H240V111H237V110H231L233 107H231V106H234L235 105V109H237L236 108V104H237V100H238V102L239 101H241V103H239V104H241V106L239 105V106H237V107H242V105L243 106H245L243 103H242V101H244L245 100V98L243 97V100H241L242 98V96L244 95L245 97H246V91L244 92L243 91V93L241 92L242 91V89L243 88H240L239 87V85L237 84V83H232L231 81H228V80H225V76H222L220 73H218V72H214V68L213 67H218L217 65L215 66L214 64V62H216ZM165 60V59H164ZM163 60V61H164ZM176 60L173 62V63H175L176 62ZM186 60H187V63H186ZM230 60H232V59H230ZM128 61V60H127ZM177 62L175 63V65H177ZM196 62H197V60H196ZM195 62V63H196ZM198 62H200L201 63V61H198ZM157 63H160L159 61L157 62ZM164 63V62H163ZM170 63H172L171 62V60H170ZM170 63H169V65H170ZM172 63V65L171 66H173L174 67V64ZM204 63V69L207 67V63L205 64ZM187 64V65H186ZM213 64V65H212ZM216 64H217V62H216ZM125 66L127 65L126 64V62H125V64H124ZM124 65H121L120 64V68L122 69V68H124L125 66ZM200 65V64H199ZM83 66V65H82ZM122 66V67H121ZM124 66V67H123ZM156 66V65H155ZM155 66H153L154 67V69H155ZM191 66V67H190ZM86 67H88V69H90L89 68V66H86ZM85 66H84V68L82 69V70H80L81 72V74H80V76L82 75V73H83V71H85L84 69L86 68ZM127 67V66H126ZM125 67V68H126ZM176 67V66H175ZM190 67V68H189ZM150 68H152L151 66H150ZM157 69H155L157 72H159L160 73V71L159 70H161L160 68H158V67H156ZM120 69V70H121ZM153 69V70H154ZM159 69V70H158ZM203 69V68H202ZM207 69V68H206ZM206 69H205V71H206ZM243 69H245V67L243 68ZM242 69V70H243ZM91 70V69H90ZM151 70V69H150ZM153 70H151V76H152V71ZM154 70V72H156ZM191 70L192 71H195V69H192L191 68ZM208 70V69H207ZM76 71V72H77ZM122 71H123V69H122ZM121 71V72H122ZM192 71L190 72V74L192 73ZM204 71V70H203ZM204 71V72H205ZM209 71V70H208ZM87 72V71H86ZM207 72V71H206ZM256 72H257V70H256ZM256 72H255V74H256ZM87 73H89V74H92V71H91V73L90 72H87ZM87 73H83V75L81 76V77H83L84 78V74H87ZM158 73V74H159ZM258 73V72H257ZM0 74H3V73H0ZM78 74V75H79ZM189 74V75H190ZM259 74V73H258ZM257 74V75H258ZM78 75H75V77H78ZM121 75V74H120ZM257 75H255L254 76V80H253V78H251L249 81L251 82V81H253V82H249L250 84H252V83H256L257 84V87H255L256 86V84L254 85L253 84V87L252 88H255V90H256V92H258L260 89V87H261V82H257V81H259L260 79H263V78H259V76H261V72H260V74L258 75V79H257ZM86 76V75H85ZM34 77H35V79H36V77H37V79H38V81H36V80H34ZM74 77V78H75ZM81 77H79V78H81ZM88 76H86V78H84L83 80H81V82L82 81H84L85 79H86V81H88L87 79H89L90 77H88ZM123 77V74L121 75V78ZM261 77H263V76H261ZM152 78V77H151ZM154 78V77H153ZM82 79V78H81ZM255 79H257L256 81H255ZM11 80V82H12V80L14 81V82H12V84H11V82H9ZM73 80V79H72ZM79 81H80V79H78ZM1 81V80H0ZM34 81V83H33V85H32V82ZM35 83H41V84H43V87H44V92H45V96H46V98L48 99V105H46L45 106V108H47L48 109V106H50L49 107V111L47 110V109H40V102H42L41 103V105L43 106V105H45L44 103H45V101L44 100H42V99H40V101H39V97H38V92H35L34 91V88L33 87H35L34 85H35ZM84 83H86V82H84ZM105 81H103V83L102 84H104L105 85ZM248 83V84H249ZM259 83V84H258ZM81 84V83H80ZM80 84H79V86H80ZM82 84H83V82H82ZM81 84V85H82ZM8 85V86H7ZM64 85V86H65ZM67 85H68V88H67ZM77 85V84H76ZM97 85H99V84H97ZM96 84H95V86L94 87H98ZM103 85V86H104ZM260 85V86H259ZM39 86V85H38ZM64 86H62V87H64ZM72 86H74V85H72ZM78 86V85H77ZM249 86V85H248ZM247 85H246V87H248ZM252 86V85H251ZM250 87V86H249ZM259 87V88H258ZM27 88H28V90H29V92L27 93L26 91H24L25 89L27 90ZM30 88V89H29ZM37 88V87H36ZM38 88H40L41 89V87H38ZM60 88V87H59ZM72 88V87H71ZM78 88V87H77ZM99 88H100V85H99ZM98 88V89H99ZM105 88H107V84L105 85ZM251 88V87H250ZM251 88V89H252ZM258 88V89H257ZM262 88V87H261ZM39 89V90H40ZM57 89V88H56ZM60 89H62V88H60ZM74 89V88H73ZM27 90V91H28ZM31 90V91H30ZM38 90V89H37ZM38 90V91H39ZM77 90H79V89H77ZM102 91H103V88L101 89ZM106 90V89H105ZM247 90H248V88H247ZM258 90V91H257ZM18 91V92H17ZM63 92H65V90H64V88H63V90H62ZM69 91H72V89L71 90H69ZM82 91V90H81ZM41 92H43V91H41L40 90V94H41V96L43 95V93H41ZM75 91H72V93H74ZM101 92V91H100ZM107 92V91H106ZM252 92H254V90H252ZM11 93H10V95H11ZM66 93H68V91L66 92ZM66 93H65V95H66ZM101 93H104V92H101ZM108 93V92H107ZM241 93V94H240ZM55 95H56V93H54ZM106 94V93H105ZM243 94V95H242ZM54 95V96H55ZM67 95H69V93L67 94ZM66 95V96H67ZM74 95V94H73ZM107 95V94H106ZM45 96H43V97H45ZM58 96V95H57ZM255 97H253L254 99H256V95H254ZM17 97L20 99V101H21V99H24L25 97H27L26 99H24L23 101H21V102H19L18 104H17V100H19V99H17ZM24 97V98H23ZM43 97H41V98H43ZM45 98V99H46ZM47 99H46V102H47ZM11 102V101H13V106L12 105H10L11 103L9 102V101ZM51 100H53V101H51ZM52 102V103H50V102ZM75 101V100H74ZM72 102V104L70 103V105L71 106H74L75 104H78V105H80V106H82L81 104H79V103H83V100H81V102H79L78 100V102L79 103H75V102ZM58 102V103H57ZM50 103V104H49ZM59 104L58 106H57V104ZM73 103H75L74 105H73ZM47 104V103H46ZM51 104H52V106H51ZM56 105V107H54L55 105ZM238 105V104H237ZM32 106H34L33 107V109L34 108H36V111L35 110H33L32 109ZM62 107H60V109H62L64 106L63 105H61ZM67 106H69L68 104H66L65 105V109L67 108ZM52 108V110H50ZM72 108V107H71ZM70 108V109H71ZM59 109V108H58ZM65 109H62V113L60 112V110H58L59 112H58V115L59 116H57V110H55L54 112V116L55 117H58L60 120H62V121H60V124H59V126H60V128H62V127H64V125H61V124H65V123H63V116H64V118H66L65 116H67L69 113H66L67 115H63V113L64 112H70V110H67V111H64ZM68 109H69V107H68ZM242 109H243V107H242ZM234 111V112H233ZM49 112V113H48ZM26 113L27 114H29L30 115V117H25V115H26ZM59 113H61L62 115V117L60 116V114ZM228 113H226V114H228ZM236 113V114H235ZM6 115H7V117H6ZM12 116L13 118L12 119H14V120H9L8 118H9V116ZM29 115H27V116H29ZM234 116V117H235ZM56 119V118H52L54 121H56V120H58V121H56V123L57 122H59V119ZM11 119V118H10ZM78 119V118H77ZM9 122H8V121ZM50 121H51V119H49ZM75 120V122H77L76 121V119H74ZM78 120H80V119H78ZM4 121V122H3ZM10 121H12V122H10ZM68 121V120H67ZM81 121V120H80ZM69 122V121H68ZM1 123V122H0ZM70 124H71V122H69ZM73 123H74V121H73ZM72 123V124H73ZM80 123V125L82 124L81 122H77L76 123V125H78ZM29 124V125H28ZM71 124V125H72ZM75 124V123H74ZM2 124L0 125V126H3ZM32 125H34V126H32ZM58 125V124H57ZM75 125V126H76ZM80 125L78 126L79 128H77V126H76V128H74V129H80ZM62 126V127H61ZM74 126V127H75ZM4 127V126H3ZM34 129V131L32 132V128ZM52 127V128H51ZM42 128V129H41ZM49 128V129H48ZM57 128V127H56ZM66 128H68V127H66ZM65 128V129H66ZM5 129V130H4ZM32 129V130H31ZM50 129H52V130H50ZM62 129H64V128H62ZM239 129H241V131H242V129L243 128H239ZM238 129V130H239ZM0 130H2V129H0ZM31 130V131H30ZM69 130H70V132H69ZM88 130H90V129H88ZM238 130H235L234 132H238ZM244 130V129H243ZM54 131V130H53ZM56 131H58L57 129H56ZM66 131L67 130H62V132L63 133H60L59 132V135H58V137H57V139H60V140H62V141H60L59 140V142L57 141L56 142V140H54L53 138H50V141H51V143H53V140L55 141V149H59V147H62V148H60L61 149V151L60 150H58V151H60V152H62L63 150L62 149H64L63 147H65L66 149H68V147H67V145L65 146V144H66V141H67V139H66V137H65V135H66ZM241 131L239 130V132L238 133H241ZM32 132V133H31ZM50 132H51V134H50ZM69 132V133H68ZM89 132V131H88ZM233 132V131H232ZM232 132L231 133H229L231 136H229V137H231V139L230 140H228L229 139V137H227L226 139H227V142H228V149H227V147L226 146H223V148L224 147H226V150H225V148L222 150L221 149V155H223L224 157H222V156H220L218 159H220V160H218V161H220L219 163H218V161L217 160H215L214 161V163L212 164V165H214V166H212V165H209L208 167H209V170L210 169H213V167H215V170L217 171V172H219V175H221V173H222V176H221V180L219 179V175H218V173L216 172V174L219 176H217L218 177V179H219V181H218V179L215 181L216 183H214L213 184V186L211 187L212 189L210 190L209 189V193H207L206 191L207 190H205V191H203L205 188H203V182L205 181H202L201 182V180H199L200 181V183L199 182H197L196 184L198 185V187L199 188H201L200 186H202V191L200 190V193L201 192H206V197H198V196H203V193L202 194H200L199 195V191L197 192V188H196V190H194L193 189V191H192V188H191V190H190V192H191V194H192V192H193V194L192 195H190L189 197H188V199H187V201L190 199V202H191V204H193V206H194V208H195V206H197V204H198V207L197 208H199V210H200V207H201V203H200V201H201V198H203L202 200H205V199H207L208 201L210 200V202H213V204H217V207L218 208H220L221 209V213L219 214V215H217L216 216V222H215V226H213V228L214 229H211L210 231L212 232L213 230H214V232L212 233V235L209 233V235L212 237L213 236V238L214 239H210L209 237H208V232L207 233H205V234H207V240L209 241V239L211 240V241H215V239H218V242H219V239H220V241H222L221 239L223 238L222 236V234H224L225 235V237L226 238H228L229 239V241L231 242V244H232V242L234 243L235 242V239H234V241H231L232 239H230L229 237H231V236H226V234H231L237 227H239V225L241 224V222H240V220H241V216H243V215H246V212L244 211V210H242L241 208L243 207V205L241 204V202H239V200H241V198L236 194V191L234 192V191H231V189H230V187L228 186V185H225L224 184V178L222 179V177H223V172H221L220 173V171H222L225 167H226V164H227V166H228V169L229 168H231L230 166V164H231V162H232V168H234L233 169V171L235 172V171H239V174H238V176L236 177V179H235V185L237 184L239 187L240 186H243L244 187V192H245V194L246 195H248V196H250L251 197V201H250V204L249 205H251V206H253V211H254V214L255 215H257V213H264V203H261V202H264V173L263 174H260V166H261V162H262V157H264V156H262L261 157V155L259 156L258 154L257 155H254V157H252L251 158V156L250 155H245V154H238V155H231L232 153H229V152H232L233 151V149L234 150H236L235 152H237L238 150L236 149V148H238V144H240V146H241V144H242V142H243V138H241V137H243V135L244 134H240L239 136H240V139L237 137V135L238 134H236V133H233L232 134ZM243 132V131H242ZM7 133V132H6ZM56 133V132H55ZM67 133L68 134H70V133H72L71 132V129H69L68 128V131H67ZM75 133H76V137L78 136L79 137V139H78V142L80 141V139H81V142H79V143H76V144H81L82 143V141H83V138L84 137H86V135H85V133H82L81 131H80V133H81V135H85V136H83V138L81 137V135H80V133L79 132H76L75 131ZM92 133V131H90V133L88 134V135H90ZM244 133V132H243ZM57 134H58V132H57ZM62 134H65V135H62ZM236 134V135H235ZM7 138L6 139V141H3V138H5L4 136ZM60 135L63 137H60ZM75 134L73 133V137H74V139H75V136H74ZM88 135H87V137H88ZM232 135H234V136H232ZM242 135V136H241ZM12 136H11V138H12ZM55 136V134L53 135V137ZM25 137H27L28 138V142H26V140L24 141V138ZM56 137V136H55ZM86 137V138H87ZM53 139V140H52ZM13 140H8V142H13ZM46 141H47V139H45ZM24 141V142H23ZM69 142H67V143H70V144H68V146H70L71 145V141L70 140H68ZM230 141H231V143H232V145H230L231 143H230ZM10 142V143H11ZM44 142V143H43ZM48 142H49V140H48ZM65 142V143H64ZM84 142V141H83ZM233 142H234V144H233ZM240 142V143H239ZM14 143V142H13ZM19 143V144H18ZM21 144V145H22ZM46 146H45V145ZM64 144V145H63ZM44 145V146H43ZM73 145V147L75 146L74 144H72ZM71 145V146H72ZM236 146L235 148H230V146H232V147H234V146ZM5 146V147H4ZM57 146H59V147H57ZM84 147L82 144L81 145H77V147L80 149V150H78V148L76 147V149L81 153V147ZM6 147H8V148H6ZM72 147V149H75V148H73ZM229 148H230V151H228L227 152V150H229ZM69 149H70V147H69ZM69 149H68V151L67 152H70L69 151ZM240 149V148H239ZM45 150V149H44ZM54 150V149H53ZM225 150V152L227 153H224V152H222V151H224ZM17 152V154H18V152H19V154L17 155L16 154V152ZM50 151H52V150H50ZM55 151V150H54ZM54 151H52L51 153H49V154H51L52 155V153H54ZM73 151V150H72ZM115 151L116 150H113V152H112V155L113 154H117V153H115ZM46 152V153H45ZM60 152H57V155H56V153H54L56 156H58L59 154H61ZM82 152H85L84 150L82 151ZM117 152L119 153V151H118V149H117ZM22 154V156H23V159H22V157H21V154ZM71 153V152H70ZM78 153V152H77ZM225 155H224V154ZM237 153H239V152H237ZM79 154V153H78ZM231 156H230V155ZM20 155V156H19ZM54 155V156H55ZM118 155H120L119 157L118 156H116V157H118V158H120L121 156H122V154H118ZM228 155L230 156V162H229V165H228V161L226 162V158L225 157H227L228 158ZM59 156H63L62 154L61 155H59ZM58 156V157H59ZM115 156L113 157L114 158V160L116 161V158H115ZM19 157V158H18ZM58 157H57V160H58ZM66 157H68L67 155H66ZM97 157H98V155H97ZM107 157H108V155H107ZM131 157V156H130ZM141 157V156H140ZM17 158V159H16ZM60 158V157H59ZM62 158V157H61ZM100 158V157H99ZM106 158V157H105ZM110 158H111V156H110ZM110 158L108 157V160L110 161ZM117 158V160H119ZM123 158V157H122ZM224 159V161L226 162L225 163V165H224V161L223 160H221V159ZM66 159V158H65ZM71 159V158H70ZM70 159H68L67 161H70ZM77 159V158H76ZM124 159V158H123ZM130 159V158H129ZM133 159H134V157H133ZM140 159V158H139ZM139 159H137V162L139 163V161L140 160H142L140 163H143L144 162V159L141 157V159L139 160ZM10 160V161H9ZM17 160H19V161H17ZM64 159L62 158V160H60V161H58L59 163H61L62 161H63ZM97 160V159H96ZM106 160V159H105ZM122 160V159H121ZM130 160H132V159H130ZM139 160V161H138ZM52 161L54 162V165L52 164ZM66 161V162H67ZM98 161V160H97ZM123 161V160H122ZM122 161H120L119 160V162L121 163ZM125 159H124V163H125ZM212 162H213V160H211ZM222 161V162H221ZM2 162V161H1ZM105 162H107V161H105ZM134 162H135V160H134ZM137 162H135V164L137 163ZM212 162H210V164L212 163ZM70 163V162H69ZM69 163H67V164H69ZM114 163H116V162H114ZM127 163V162H126ZM139 163V164H140ZM217 163V164H216ZM122 164V163H121ZM121 164H118V165H121ZM222 165V166H220V165ZM12 165V164H11ZM70 165V164H69ZM69 165H67V167H68V169L69 168H71V167H73L74 169H77L76 168V166L74 167V166H71V167H69ZM116 165H117V163H116ZM126 165V164H125ZM142 165V164H141ZM143 165H145L144 163H143ZM216 165H219L220 167H216ZM12 166V167H13ZM53 166H54V168H53ZM122 166H124V165H121V166H119L120 168L119 169H121V167ZM225 166V167H224ZM5 167V166H4ZM9 167H10V165H9ZM12 167H11V169H12ZM63 167H64V169L67 171L68 169H67V167H65L64 165H63ZM105 167V166H104ZM104 167H102L103 169H104ZM224 167V168H223ZM2 168V167H1ZM73 168H71L70 169V171L72 172V173H75L76 175L77 174H79L80 175V173H76L74 170H73ZM115 168H117V167H115ZM124 169L126 168L125 166L123 167ZM217 168V169H216ZM221 168H223L222 170H221ZM232 168H231V170H232ZM63 168H61V170H64ZM103 169H101V171L102 172H104L105 170H103ZM118 169V168H117ZM123 169V170H124ZM248 169V170H247ZM2 170V169H1ZM14 170V169H13ZM53 170H54V172H53ZM108 170V169H107ZM116 170V169H115ZM126 170V169H125ZM247 170V171H246ZM65 171V172H66ZM74 171V172H73ZM83 172H84V170H83ZM119 172V171H118ZM123 172H125V171H123ZM123 172H122V174H123ZM67 173V172H66ZM68 173H69V171H68ZM85 173H86V171H85ZM105 173V175H106V172H104ZM117 173V172H116ZM127 173V171L125 172V174ZM129 174H130V172H128ZM127 173V174H128ZM138 173V172H137ZM136 173V176L138 175ZM59 174V175H58ZM127 174L125 175V178L127 179H125L124 181H125V184H126V181H129L132 177H135L133 174H130L131 176V178L129 177V176H127ZM62 175V174H61ZM82 175V174H81ZM121 175V174H120ZM53 176V177H54ZM62 176H66V175H62ZM69 176H70V178H71V174H69ZM75 176V175H74ZM100 176V175H99ZM102 176H104V174H102ZM139 176V175H138ZM137 176V177H138ZM77 177V176H76ZM86 177V176H85ZM84 177V178H85ZM108 177V176H107ZM106 177V178H107ZM207 177V176H206ZM8 178V179H7ZM11 180H10V179ZM61 178V177H60ZM72 178H73V176H72ZM105 178V179H106ZM75 178H73V180H74ZM136 179V178H135ZM134 179V180H135ZM5 180L7 181V184H8V186H6L5 185ZM51 180H55L54 182L53 181H51ZM76 180H77V178H76ZM82 180V179H81ZM134 180H130V181H133L132 183H133V185H137V182L139 181V179L137 178V182L136 183H134L135 181ZM141 180V179H140ZM66 183H65V182ZM75 181V180H74ZM111 181V184H112V186H116L114 189L113 188H111L110 186L111 185H108V187H110L109 188V190L110 189H112V190H115V189H118V186H122V185H118L119 183L121 184V182H117V181H114V182H112L113 180L111 179L110 180ZM130 181L129 182H127V184L129 183V185H132V183L130 184ZM142 181V180H141ZM141 181H139V182H141ZM190 181V180H189ZM192 181V180H191ZM190 181V182H191ZM4 183V186H3V183ZM107 182H108V184H110L109 183V178L107 179ZM206 182V181H205ZM86 183H87V180H86ZM115 183V184H114ZM117 183V184H116ZM188 183V182H187ZM22 184V185H21ZM143 184V183H142ZM189 184V183H188ZM187 184V185H188ZM195 184V185H196ZM199 184H200V186H199ZM21 185V186H20ZM70 185V189H72V191L71 192H73V188H71V186H72V183L71 184H69ZM134 186L135 188H137V186ZM140 185V184H139ZM185 185H186V183H185ZM194 185V186H195ZM246 185H247V188H246ZM67 186V187H66ZM86 186V185H85ZM89 185H87V187H88ZM141 186V185H140ZM73 187H75L74 186V183H73ZM119 187V188H120ZM124 187V186H123ZM188 187V186H187ZM195 187H197V186H195ZM237 187V186H236ZM239 187H237L238 189H239ZM67 188V189H66ZM86 188V187H85ZM132 188V187H131ZM140 190H141V187H138ZM145 188V187H144ZM149 188V186L147 187V189ZM162 188V187H161ZM161 188L159 187V191L161 190ZM181 188V187H180ZM20 189H22L23 190V194L20 192H18ZM90 189V188H89ZM103 189V188H102ZM101 189V190H102ZM107 189V188H106ZM120 189H122V191H123V189L124 188H120ZM120 189H118V191L120 192ZM137 190V191H140V190ZM146 189V190H147ZM157 189L155 190V193H156V191H157ZM183 190L185 189V187H183L182 188ZM103 190H105V188L103 189ZM102 190V192H104ZM108 190V189H107ZM107 190H105V193H106V191ZM112 190H111V192H109V191H107V192H109V193H107L109 196L111 195V194H114V192H112ZM146 190L145 189H143L142 188V191L139 193V195L137 196V194H135V193H137V192H135V193H132V196H133V194H134V196L135 197H137V198H133V203H134V200L135 199H139L138 201L137 200H135V202H137L138 204H136L137 206L139 205H142L143 206V204H141V202L139 203V201H141V200H143V203H144V201L146 200V199H148V194L150 193L148 190H147V192H146ZM150 190V189H149ZM177 190H179V188L177 189ZM121 191V192H122ZM132 191H133V188H132ZM134 191H136V189H134ZM133 191V192H134ZM162 191V190H161ZM198 193V196H197V193ZM75 192V191H74ZM158 192V191H157ZM164 192V191H163ZM163 192L161 193V194H159V193H156V195L158 194V195H160V196H158V197H161V195H163ZM10 193V194H9ZM81 194L80 195H82V193H83V191L82 192H80ZM104 193V194H105ZM148 193V194H147ZM70 194V193H69ZM69 194H67V197H68V195ZM73 194V193H72ZM75 194H77L76 192H75ZM103 194V193H102ZM124 194V193H123ZM122 194V195H123ZM146 194H147V198H146ZM79 195V196H80ZM83 195H85V194H83ZM80 196V197H84V196ZM120 194L118 193L117 194V197L119 196ZM3 196V197H2ZM66 196V195H65ZM86 196V195H85ZM114 195H112V196H110V197H113ZM77 200H78V202H80V201H82L81 199H80V197H78V194H77ZM114 197H116V195L114 196ZM111 198V199H113V200H115V198ZM165 197V196H164ZM164 197H161V199L163 198L164 199ZM196 197H198L197 199H196ZM65 200V201H63V199ZM69 198V197H68ZM80 200H79V199ZM146 198V199H145ZM67 199V198H66ZM163 199H162V201H163ZM194 199H196L195 201H194ZM234 199V201H237V203H238V206L234 209L235 210V212H234V210H232V211H230V213L228 214L229 216H224V214L223 213H228V211H229V203H228V201H231V200H233ZM118 200H119V198H118ZM123 200H124V198H123ZM194 201L195 203H192V201ZM206 200V201H207ZM36 201V204H38V202ZM120 201V200H119ZM147 201V200H146ZM149 201H151V203H152V200L149 198ZM157 202H160L159 201V198H157V200H156ZM207 201V202H208ZM82 202H85V201H82ZM81 202V204H83ZM121 202L122 203H124L122 200H121ZM157 202H155V203H157ZM175 203H176V201H174ZM178 202H180V200H178L177 201V203ZM60 203V204H59ZM121 203V204H122ZM133 203H131V204H133ZM197 203V204H196ZM204 203V202H203ZM202 203V204H203ZM64 204V205H63ZM125 204V203H124ZM127 204H130V202L129 203H127ZM135 204H133L134 206H136ZM174 204V203H173ZM196 204V205H195ZM77 206H79L78 204H76ZM118 205V204H117ZM151 204H149L148 205V203L146 202V208H144V210L147 212V214H146V216L147 217H149L151 214V212H150V210H149V212H148V209H149V206H150ZM36 206V205H35ZM69 206H71V207H69ZM82 206V205H81ZM83 206H84V204H83ZM126 206V205H125ZM130 207H131V205H129ZM136 206V207H137ZM141 206V207H142ZM192 205H189V206H186V210H185V212H187V210H190L191 212H192V210H195V209H192L193 207H191ZM44 207H43V210H44ZM69 207L70 209H72V210H70V209H67V208ZM120 207V206H119ZM135 207V208H136ZM77 208H79V207H77ZM118 208V207H117ZM121 208V209H120ZM120 208H118V209H120L121 210V212H123L122 211V209L123 208H126L127 209V207H124V205L122 206V207H120ZM134 208V207H133ZM148 208V209H147ZM185 208V207H184ZM215 208V207H214ZM65 209H67V211H70V213H66L65 214ZM125 209V210H126ZM40 210H41V208H40ZM39 210V211H40ZM50 210H48V213H47V217H46V219H50V217H48V214L50 215V213H51V215H52V212L50 211ZM55 210V211H54ZM79 210V209H78ZM119 210V211H120ZM124 210V209H123ZM49 211H50V213H49ZM75 212H79V211H77V209H75L74 210ZM144 211V212H145ZM198 211V209L197 210H195V212L194 213H196ZM250 211L252 212V209L250 208ZM81 212V211H80ZM192 212V213H193ZM31 213V215L30 216H28L29 214ZM39 213L40 212H38V214H37V210L35 211V214L38 216L39 215ZM42 214H43V212H41ZM40 213V214H41ZM45 213V212H44ZM124 213H126V211H124ZM138 213V212H137ZM139 215H141L143 212L142 211H140L139 210ZM159 213V212H158ZM55 214H54V216H55ZM57 214V215H58ZM64 214V215H63ZM145 214H143V215H145ZM171 214V213H170ZM56 216V218H59L60 219V217L61 216ZM68 215V216H69ZM77 215V214H76ZM131 215V214H130ZM149 215V216H148ZM159 215H160V217H162L163 216V214H160L159 213ZM40 217H41V215H39ZM53 216V217H54ZM73 216H75V213H74V215H71V219H73ZM81 216V215H80ZM86 216V215H85ZM171 216V215H170ZM191 216V215H190ZM42 217H44V219H45V215H43ZM52 217V216H51ZM52 217V218H53ZM61 217V220H63L62 222L64 223V222H66L67 224H68V221H67V219L65 220V218L63 219ZM77 216H75L74 218H76ZM87 217V216H86ZM141 217H142V215H141ZM145 217V216H144ZM174 218L176 217V216H173ZM178 217V216H177ZM177 217L175 218V220H177ZM185 219H186V217H187V213H185V216H183ZM182 217V218H183ZM163 218L165 219V216L164 217H162L161 219L163 220ZM214 218H215V216H214ZM40 220H41V218H39ZM45 219V220H46ZM142 219H143V217H142ZM141 219V220H142ZM146 219V218H145ZM167 219V218H166ZM165 219V220H166ZM179 219H180V217H179ZM179 219H178V221H179ZM58 219H55V222L54 223H56L57 224V227H58V225L59 224H61V226L63 227V224L62 223H60L61 221H58L59 222V224L56 222ZM73 220H75L76 222H77V224H82V221H81V219H80V217L78 216L76 219H73ZM73 220H70V221H73ZM78 220H79V223H78ZM144 220V219H143ZM174 220V219H173ZM174 220V221H175ZM81 221V222H80ZM136 221V220H135ZM164 221V220H163ZM171 221V219H170V217L168 218V221L166 220L165 221V223L167 222L168 224H167V226H166V228L167 227H169V228H167L168 229V234H167V232L165 233V231L163 230L162 232H164V234L160 231V230H158L160 233H161V235L163 234V235H169V237H176V235H178L179 236V234L181 235L182 233H179V230L177 229V231L176 232H178V233H176V235H174L175 233H172V232H174V231H171L172 229V222H170ZM51 222V224L53 223L52 221H49V223ZM75 222V223H76ZM89 222V221H88ZM131 222V221H130ZM176 222V221H175ZM174 222V223H175ZM253 222H255V220H253ZM37 225H36V224ZM91 223H92V221H91ZM46 224V223H45ZM65 224V223H64ZM67 224H65L64 226H67ZM84 224V223H83ZM82 224V225H83ZM93 224V223H92ZM137 223H135L134 222V227H135V225H136ZM171 224V225H170ZM250 224H251V222H250ZM256 225V228H257V223H255ZM55 225V224H54ZM81 225V226H82ZM85 225V224H84ZM83 225V226H84ZM131 226L130 227H128V228H131L129 231H130V234L128 233V231L126 230V232H127V235H130V236H127V235H125L126 236V238L128 237V239L133 235H131V233H134L133 231H135L136 229H138V227H137V225H136V227H135V229L133 228V231H132V227H133V223H131L130 224ZM36 226H38V227H36ZM41 226H44V225H41ZM60 226V225H59ZM77 226H79V225H77ZM80 226V227H81ZM139 226V225H138ZM171 226V227H170ZM181 226V225H180ZM224 226H225V228H224ZM53 227V226H52ZM51 227V228H52ZM62 227H60V228H62ZM101 227V226H100ZM198 227V226H197ZM252 227V226H251ZM254 227V226H253ZM38 228V229H37ZM46 229H50L51 230V228H48V226L46 225V227H45ZM44 228V229H45ZM56 228V227H55ZM60 228L59 229H57L58 231L57 232H55V233H59V230H60ZM67 228V227H66ZM66 228H62V230H64V231H66L67 229ZM77 228V227H76ZM75 228V229H76ZM79 228V227H78ZM91 228H93V227H91ZM127 228V229H128ZM199 228V227H198ZM37 229V230H36ZM45 229V230H46ZM53 229H54V227H53ZM66 229V230H65ZM186 229H187V227H186ZM231 229L233 230L232 232H231ZM251 229V228H250ZM253 229V228H252ZM39 230V231H40ZM45 230L43 231V227H42V231L43 232H45ZM50 230H48V232L50 231ZM78 230H80V229H78ZM86 230V229H85ZM113 230H115L114 232H113ZM113 230H111V232L115 235V233L117 232V230H116V228L115 229H113ZM150 230H151V228H150ZM154 230V229H153ZM152 230V232H154ZM199 230H200V228H199ZM199 230L197 231V232H199ZM253 230H255V229H253ZM252 230V231H253ZM258 229H256V231H257ZM53 231V230H52ZM100 231L102 232V229L100 228ZM106 231V230H105ZM119 231H123V230H120L119 229ZM171 231V232H170ZM209 231V232H210ZM223 231H227L226 232V234H225V232L223 233ZM229 231H230V233H229ZM256 231H253V232H255V234H256ZM47 232V233H48ZM51 232V231H50ZM50 232H49V234H50ZM62 232V231H61ZM91 232V231H90ZM96 232H97V230H96ZM108 232H110V230L108 231ZM111 232L109 233V234H111ZM123 232H125V230L123 231ZM146 231H144V232H142V235H144L143 233H145ZM150 232V231H149ZM149 232H146L147 233V235H146V233H145V235H146V237H147V239H148V237H149V239L148 240H150L151 242H153V244H154V239H155V237L154 236H156V234L154 235V233H151V234H153V237H152V235L150 234H148ZM157 233V235L158 234H160V233ZM180 232H181V230H180ZM186 233V236H187V233H188V229L185 231ZM196 232V233H197ZM46 233V232H45ZM52 233V232H51ZM75 233V232H74ZM80 233V232H79ZM82 233L83 232H81V237H83L82 236ZM118 233H120V232H118ZM122 233V232H121ZM155 233H156V230H155ZM169 233H171V234H169ZM189 233H191V231L189 230ZM44 234V233H43ZM85 234V233H84ZM102 234V233H101ZM174 236H173V235ZM184 234V233H183ZM198 235H199V233H197ZM205 234H203V235H205ZM232 234H234V233H232ZM239 236H241V232H239V233H237ZM254 234V233H253ZM254 234V237L256 236ZM68 235V234H67ZM71 235V234H70ZM74 234H72L71 236H73ZM79 235L80 234H76V235H74V236H78L79 237ZM89 236L90 235H92V237H94L93 236V233L92 234H88ZM88 235H85L82 239L81 238H76L77 240H79L80 241V239L81 240H85V241H83V242H85L84 244H82V249H80V251L78 252V255H76L75 257L76 258H78L79 260H80V262H78L79 260H77V259H75V260H77V264H82V261L85 263V261L87 260V261H90L89 259H91V257H92V259L94 260L93 262V264H97V262H98V264H101L102 262H103V260H102V262L100 263V259L98 260L97 259V256H98V254H99V248H100V246H99V248H97V246L99 245V244H97V238L96 237H94L93 239H92V237H91V239L93 240H91L90 239V237H88L93 243H94V245H93V243L89 240V243L87 242L88 241V238L87 239H85V237L86 236H88ZM141 235V233L139 234V236H142ZM149 235V236H148ZM220 235V236H219ZM237 235V236H238ZM260 235H262L261 233H260ZM260 235L257 233V237H258V240H255V241H253V240H251L250 242H249V240H247V238H246V236H245V238H241V240L242 239H245V240H247L248 241V243H251L252 241V244H253V247H251L252 246V244L249 246L248 245V249H250L251 248V250H253V248H254V246H256L255 248H254V250H253V252H251V250L250 251H248V249L246 248V246H244L243 245V249L245 250V252H246V249H247V251H248V253L249 254H245V255H249L247 258H246V256L244 257L243 256V258H245V259H242L243 260V262L242 263H244V262H246L247 260L246 259H249L248 261H249V263L250 264H259V261L260 262H262L263 261V264H264V243L263 244H261L260 243V241L259 240H261V239H259V237H260ZM44 236V235H43ZM42 236V237H43ZM63 236H65V235H62V233H61V236L60 237H63ZM117 236H120V234H118L117 235V233H116V237ZM177 236V237H178ZM182 236H185V235H182ZM195 236V235H194ZM199 236H201V235H199ZM199 236H198V238H199ZM233 236V235H232ZM45 237H47V236H45ZM45 237H43V238H45ZM122 237V236H121ZM150 237H152V238H154L153 239V241L151 240V238ZM161 237V238H160ZM170 238L171 240L170 241H172L173 242V240L175 239V241L177 240V238H175L174 237V239L173 238ZM205 236H203V238H204ZM215 237H217V238H215ZM219 237H222V238H219ZM241 237H244V236H241ZM257 237H255V238H253V239H257ZM51 238V237H50ZM158 238H160L161 240H159ZM165 238V237H164ZM179 238L180 239H182V237L181 236H179ZM200 238H202V236L200 237ZM202 238V239H203ZM206 238V237H205ZM42 239V238H41ZM46 240H47V238H45ZM53 238H51V240H52ZM55 239V238H54ZM75 239V240H76ZM156 239H158V242L159 241H162V236H160L159 235V237L157 236V238ZM173 239V240H172ZM228 239H224V241L226 242V245L229 243V242H227V240ZM238 239V238H237ZM263 239H264V236H263ZM262 239V240H263ZM57 239H55V240H52V241H56ZM74 240V241H75ZM134 240V239H133ZM133 240H131L132 242L131 243H133ZM140 240V239H139ZM139 240L137 239H135L134 241L136 242L137 241V243L139 242ZM146 240V239H145ZM146 241V246H145V248L147 249V251L145 252L144 250L142 251V256L143 255H145L143 252H145V253H148V252H150L151 251V254L153 253L152 252V249H154L153 248V246L155 247V245L157 244V243H155V245H153L152 243L151 244H149L150 242L149 241ZM183 240V239H182ZM244 240V241H245ZM261 240V241H262ZM66 241H68V240H66ZM66 241H65V243H66ZM141 241V240H140ZM156 241V240H155ZM175 241H174V243H171L170 245V247L171 248H173L174 249V247H172V245H174L175 244ZM180 241V244H175L174 246H175V248H177V246L179 245H181L180 247H178V249H180V248H182V247H186V246H184V244L185 245H187L186 243H185V241L187 242L188 240H186L185 239V241L183 242V241H181V240H179ZM224 241H222V242H220V246H221V244L224 242ZM239 241H240V239H239ZM243 241V242H244ZM259 241V242H258ZM82 242V243H83ZM181 242H182V244H181ZM218 242H217V244H218ZM242 241H240L238 244H240ZM256 242V243H255ZM264 242V241H263ZM137 243H135V244H137ZM140 243V242H139ZM160 243V242H159ZM161 243H163V241L161 242ZM187 243H189V242H187ZM210 243V242H209ZM247 243V244H248ZM47 246V247H50V246H52V249H51V247L50 248H47L46 249V247H45V245ZM52 244V245H51ZM86 244L88 245L89 244V246H90V248H88L87 249V246H86ZM97 244V245H96ZM134 244V243H133ZM147 244H148V248L150 249V250H148V248H147ZM211 244V243H210ZM225 244V243H224ZM222 245L223 247H225V245ZM231 244H230V246H231ZM236 244V243H235ZM235 244H232V245H234V246H231V247H233V251L232 250H230V252L231 253H233L234 254V252L235 253H239L238 254V256H242L243 255V250H242V248H238V247H240V246H238L237 244H236V247H235ZM243 244H245L246 245V243H243ZM44 245V246H43ZM50 245V246H49ZM92 245V246H91ZM145 245V244H144ZM149 245H151L152 246V249H151V246H149ZM177 245V246H176ZM189 245H190V243H189ZM55 246V248H53ZM57 246H59V247H57ZM80 246V247H79ZM123 246V245H122ZM122 246H120V247H122ZM125 246V245H124ZM129 246V245H128ZM135 246V245H134ZM164 246H166V244L164 245ZM206 246V245H205ZM222 246H221V248H222ZM56 247L59 249H56ZM79 247V248H78ZM84 247H85V249H84ZM114 247H115V244H114ZM113 247V248H114ZM119 247V248H120ZM130 247V246H129ZM138 247V246H137ZM206 247H208V246H206ZM210 247V246H209ZM227 247V246H226ZM246 249H245V248ZM250 247V248H249ZM92 248V249H91ZM97 248V249H96ZM116 248V247H115ZM144 248V249H145ZM241 249L240 250V252H238V250L237 249ZM55 249V250H54ZM67 249H71V253L69 252V250L67 251ZM86 249L87 250H89V249H91L88 253L87 252H85L86 251ZM127 249H128V247H127ZM131 248H129V250H130ZM172 249V250H173ZM185 249H187V247L185 248ZM235 249L237 250V251H235ZM64 252V255L66 256L67 254H68V252H69V254H68V256H66L67 257V259L69 258V260H66L65 261V259H66V257L64 256V255H62V252ZM83 250H84V252H83ZM121 250H122V248H121ZM128 250V252H129V254L131 255L132 253H135L136 254V252H137V254H138V258L140 259V261L143 259L144 261L146 260V258L144 259V257L145 256H147V255H145V256H141L142 257V259H141V257L139 256V252L138 251H136V249L135 250H130L132 253H130V251ZM183 250V249H182ZM198 250H200V249H198ZM206 250V249H205ZM204 250V251H205ZM225 250V249H224ZM257 252H256V251ZM61 253H60V252ZM98 251V253H97V256H96V252ZM123 251V250H122ZM125 251V250H124ZM136 251V252H135ZM154 251V250H153ZM186 251H188V250H186ZM184 252V253H187V252ZM204 251H203V253H204ZM66 252H67V254H66ZM115 252H117V254L116 253H114V254H116L115 256H125V252H122V253H124V254H122V253H120V251L118 252L117 250H115ZM127 252V253H128ZM161 252V251H160ZM190 252V251H189ZM188 252V254L191 256L192 254L191 253H189ZM199 252H201V251H199ZM220 252V251H219ZM90 253V254H89ZM157 253V252H156ZM156 253H153V254H156ZM173 253L175 254V252H174V250H173ZM172 252H171V254H173ZM214 253H216V252H214ZM214 253H211L212 255L214 254ZM240 253H241V255H240ZM72 254V255H71ZM122 254V255H121ZM128 254V255H129ZM134 254V255H135ZM136 254V255H137ZM158 255L160 254V257L162 256L161 255V253H157ZM156 254V256H158ZM171 254H170V252H169V256H171ZM173 254V255H174ZM200 254V253H199ZM211 254H208V255H210L209 256V258L210 259H205V258H208V255H207V257L206 256H204L203 254H202V252H201V255H203V258L205 259H200L199 258V260H204V261H206L207 262V264H215V262H214V260H213V257L214 256H216V254H214V256H212ZM218 254V253H217ZM59 256L58 257V259L60 258V257H62V256H64L65 258L61 261V258L59 259V261H57V258H56V256ZM70 255V256H69ZM149 255V254H148ZM172 255V256H173ZM176 255V254H175ZM174 255V256H175ZM200 255V256H201ZM235 255H237V254H235ZM78 256V257H77ZM94 256V257H93ZM153 257L152 259H154V258H159V257ZM168 256V257H169ZM171 256V257H172ZM188 256V255H187ZM237 256V257H238ZM99 257V256H98ZM103 257V254L101 253V255H100V258H102ZM127 257V256H126ZM129 257V256H128ZM131 257H132V255H131ZM134 257V256H133ZM189 257V256H188ZM73 258H74V256H73ZM72 258V259H73ZM137 258V259H138ZM215 258V257H214ZM231 258H233V257H231ZM242 258V257H241ZM172 259V258H171ZM170 259V260H171ZM216 259V258H215ZM97 262H96V261ZM241 260V259H240ZM241 260V261H242ZM244 260H246V261H244ZM52 261V262H51ZM57 261V262H56ZM138 261V260H137ZM147 261V263L146 264H148V261L149 260H146ZM154 261H156V259L155 260H153V262ZM159 261V260H158ZM161 261V260H160ZM172 261V260H171ZM204 261L202 262V263H204ZM64 262H66V263H64ZM68 262H70V263H68ZM74 262H76V261H74ZM91 262H92V260H91ZM143 262V261H142ZM139 263V264H143V263ZM149 263V264H154V263ZM198 262V264H200V262L199 261H197ZM206 262H205V264H206ZM46 263V264H47ZM49 263V264H50ZM72 263H73V261H72ZM71 263V264H72ZM156 263H158L157 261L155 262V264ZM160 263H162V261L160 262ZM159 263V264H160ZM220 263V262H219ZM222 263V262H221ZM220 263V264H221ZM247 263V262H246ZM246 263H244V264H246ZM92 264V263H91ZM103 264H104V262H103ZM132 264V263H131ZM171 264H173V262L171 263Z\"/></svg>",
    "mask_w": 264,
    "mask_h": 264
}]
</instances>
